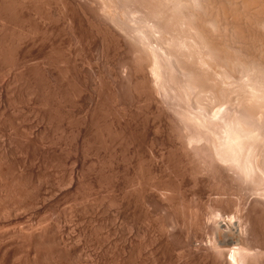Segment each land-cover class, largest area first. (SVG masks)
<instances>
[{
  "label": "rangeland",
  "instance_id": "obj_1",
  "mask_svg": "<svg viewBox=\"0 0 264 264\" xmlns=\"http://www.w3.org/2000/svg\"><path fill=\"white\" fill-rule=\"evenodd\" d=\"M4 1V2H3ZM8 1V2H7ZM14 1V2H12ZM19 1V2H18ZM34 1V2H33ZM37 1V2H36ZM39 1V2H38ZM133 2H135L134 0H132ZM145 2H148L147 5L141 3L140 5V2L139 0L136 1V5H138L137 3H139V7L142 6V7H145L147 8V6L150 7V1L149 0H143ZM11 2V3H10ZM43 2V3H42ZM45 2V3H44ZM84 2V3H83ZM131 2V0H129V3L131 4H135ZM11 4V8H10V4ZM14 3V4H13ZM17 3V5H16ZM20 3V0H6V3H5V0H0V174H1V179L3 180L2 183H4L3 185L6 187L9 186V187H12V189L15 191H17V188L18 189H23L28 192L29 189L31 190V187L35 184L33 183H37V180H41V185H39V180H38V186L43 189H45V192L43 191V193H46V194H42L44 196H46V198L48 199H45L44 196L43 198L46 200H48L46 203L45 201H41L43 202L42 203V206H40L39 204V207H34V209H32L33 207H31V209L29 208L28 211H29V214L31 215H28L26 214L25 212L28 213V211L26 210L25 212H23L20 216V213L18 214L19 216H16L17 218H15V216H13L12 219L11 217H7V218H4L2 216H0V244L2 243L3 245H5V242H6V245H11L12 248H9L11 249H15V247L17 248L16 252L15 250L14 251H10L11 253L9 254V256L6 255L5 257V263H4V260L3 258L1 257L0 255V263L1 264H28L29 262V259L27 257V253L29 252V249L27 248L28 246V239H30L28 236H25L26 234H30L31 232V235L32 236V233L34 229H36L37 226H41L45 225V227L47 226L49 229L52 225L53 227V223H55L56 225H54V228L57 229L58 231L60 230V228H62L59 232L61 233H65V235L63 234V239L66 238V240H70V243H72L71 245L74 247L76 245V249H74L69 243L68 241H66L73 249L74 251V255H75V262L76 264H159L160 261L162 263L160 264H168L169 261L170 263L169 264H203L201 263L199 260H196L194 258H190L188 257V253L186 255L183 254L185 257H183L182 252L184 253V245L186 246L188 240L190 241V239H188L190 237V235L188 236L187 238V242H184L182 240H186V238L184 237L186 234H185V231L189 234H194L192 231V233H190L188 230H189V226L190 224L188 225V221H187V217H188V213L186 210H188V207L187 205H190L191 202L192 204H194V201L196 202V200H198V202L200 201H204V204H207L206 202H208L209 198H210V203L214 204V201H215V204L216 202L223 206L222 208H225V210H227V208L229 210L227 211H234L236 208V205L235 203H238V201L240 202L241 200V205L245 206L244 209H246L245 211H247L249 214L251 213V216H253L252 218L253 219H260L262 220L260 223H258L259 225V228L256 227V230L258 229L257 231V234L255 235L256 237L253 238L254 239H258L259 241H263L264 240V200L262 201L260 198H258L260 200V202H256L258 201L257 198L255 197H251L250 196V193L249 192H245V190H243L242 188V185H240V182L239 181V177L240 175L237 173V170H240V166L238 167L237 165L239 161H236L233 162L234 164L236 163V165H234L232 163V160L234 159H228V158H225L227 157V154H229L230 157L233 156V158L236 156L235 153H236V149H232L233 151H235L233 153V151L231 150V148H225V149H228L229 151H227V154L225 157H222V156H219V154L217 155V151L215 149H212V148H215L213 145H211V142L208 141V140H204L202 139L200 144L199 143H196L197 144V147L195 146V142L194 143H191L192 145L194 146H191L190 144V149L195 151L194 154L193 152H190L193 154V157L195 159V163L193 165L192 164H189V165H192L193 167L195 166V168L193 169H203L202 172H197L196 170V175L197 176V173H201V178H197L194 179L198 181V183H196L197 181L194 180V182H192L193 184H197L195 186V190L194 187H193V184H191V182L188 180V179H191L190 178V175H192L193 173L195 174V171L193 169H190L185 167L184 170L188 173L190 172H193L191 174H187L185 176L186 178V182L189 181V182H185L184 181V176H183V180H181L182 178L180 177V167L181 166V161H183V156L182 153H184V151L182 149H180L181 147H179L180 145L178 144V142L180 143L181 141H177L179 140L178 137L179 135L182 134L183 130H180L181 127L182 129L183 128V125L182 123H184V117L182 118V115H181V112H179V109L182 107H180L182 104H180V106H178V104L181 102L179 97H178V102L177 101V97L175 98V90L173 92V94L171 95L170 92H172V90H169L166 88V92L168 90V96L166 95H163V97H159L157 96L156 99L159 100L160 104L163 103L164 105L162 106L161 104V108L158 107L160 106L159 104H157L156 102H158L155 98L154 100H148L150 97H151V92H149V87L148 86H145V87H148V89L146 88V91L148 90V92L150 93V97L147 98L146 96H144V94L142 93H145V89H143L142 91V88H143V85H139V90L137 92H141L140 93V97L143 98V99H140L138 96H139V93L136 92L135 88V92L137 93V97H136V93L133 92V88L136 86V82L134 81H138L141 80L142 78V81H144V77L142 75H140L139 77V72L141 74V69L139 70V65L138 68L134 66V63L136 62L137 63H141V64H144L146 60V56H144L145 54L139 50L138 53L141 54L139 56V54L137 53V51L135 49H139V46L136 44V46L138 48L133 47L134 44L133 42L130 40V38L127 36V34H125L126 32H123L125 31L124 29L122 30H119V31H122V32H113L112 33V30H111V26L109 27V22L108 24L106 23V14H103L105 12H102V10H99L100 7H99V3L96 1V0H21V6L19 5ZM65 3V4H64ZM89 3V4H88ZM5 4V5H4ZM26 4V5H25ZM47 4V5H46ZM55 4V5H54ZM73 4V5H72ZM82 4V5H81ZM98 4V5H97ZM8 5L7 7H4V6ZM75 5V6H74ZM136 5H133V6H136ZM144 5V6H143ZM19 6V7H18ZM26 8H25V7ZM35 6V7H34ZM59 6V7H58ZM33 9H32V8ZM38 7V8H37ZM64 7V8H63ZM85 9H83V8ZM91 7V8H90ZM149 7L147 9H149ZM4 8V9H3ZM8 8V9H6ZM10 8V9H9ZM15 8H16V11H15ZM18 8V10H17ZM25 8V9H24ZM28 8V9H27ZM31 8V9H30ZM36 8V9H35ZM81 8V9H80ZM88 8V9H87ZM141 8V7H140ZM145 8V10H147ZM21 9V10H20ZM27 9V10H26ZM79 9V10H78ZM82 9L84 11H82ZM144 9V8H143ZM5 10V12H4ZM8 10V11H7ZM12 12L13 10V14L10 12ZM20 10V11H19ZM30 10V11H29ZM33 10V11H31ZM64 10V11H62ZM67 10V11H66ZM87 10V11H86ZM93 10V11H92ZM97 10V11H96ZM2 11V12H1ZM7 11V12H6ZM19 11V12H18ZM23 11V12H22ZM37 11V12H35ZM54 11V12H53ZM93 13H92V12ZM101 11V12H100ZM33 12V13H32ZM40 12V13H38ZM43 12V13H42ZM64 12V13H63ZM73 12V13H72ZM80 12V13H79ZM85 12V13H83ZM10 13V14H9ZM35 13V14H34ZM53 13V14H52ZM63 13V14H62ZM91 13V14H90ZM2 14V15H1ZM24 14V15H23ZM50 14V16H49ZM69 14V16H68ZM83 15L82 17L85 16V18L87 17L86 15H90L89 18L87 17L85 20H82L83 18L81 17V15ZM101 14V15H100ZM33 15V16H32ZM41 15V16H40ZM55 17H54V16ZM80 15V17H79ZM94 15V17H93ZM104 15V16H103ZM106 15V16H105ZM111 14H109V17L107 20L110 21V16ZM15 16V17H14ZM30 16V18H29ZM35 16V17H34ZM48 16V17H47ZM113 16V15H112ZM8 17V18H7ZM18 17V18H16ZM57 17V18H56ZM71 19H70V18ZM98 17V18H96ZM11 18V19H9ZM47 18V20H46ZM51 18V20L49 19ZM53 18V19H52ZM80 18V19H79ZM175 18V17H174ZM58 19V20H57ZM99 19V20H98ZM105 21H104V20ZM3 20V21H2ZM18 20V21H16ZM23 20V21H22ZM31 22H30V21ZM57 20V21H56ZM75 20V21H74ZM77 20V21H76ZM81 20V21H80ZM88 20V21H87ZM91 20V21H90ZM6 21V22H5ZM41 21V22H40ZM48 21V22H47ZM73 21V23L71 22ZM87 21V22H85ZM90 21V22H89ZM176 21V20H175ZM174 21V22H175ZM22 22V23H21ZM25 22V23H24ZM44 22V23H43ZM52 22V23H51ZM76 22V23H75ZM89 22V23H88ZM173 22V20H172ZM3 23V24H2ZM35 23V24H34ZM40 23V24H39ZM70 23V24H69ZM176 23V22H175ZM172 24L171 26L173 27V25H175L177 27V23L176 24ZM39 24V25H38ZM48 24V25H47ZM50 24V25H49ZM52 24V25H51ZM55 24V25H54ZM72 24V25H71ZM83 24V25H82ZM95 24V25H94ZM100 24V25H99ZM106 24L108 26H106ZM3 25H6V26H3ZM37 25V26H36ZM44 27H43V26ZM65 25V26H64ZM68 25V26H67ZM75 25V26H74ZM92 25V26H91ZM105 25V26H104ZM3 26V27H2ZM16 26V27H15ZM54 26V27H53ZM70 26V27H69ZM72 26V28H71ZM82 26V27H81ZM103 26V28H102ZM37 27V28H36ZM61 27V28H60ZM97 27V28H96ZM108 29H106V28ZM122 27V26H121ZM171 27V29H172ZM174 27V30L175 28ZM188 27V26H187ZM6 32H5V30ZM7 28V29H6ZM36 28V29H35ZM47 30H46V29ZM53 28V29H52ZM56 28V29H55ZM69 30H68V29ZM86 28V29H85ZM105 28V29H104ZM109 28H110V31H109ZM112 28H115V27H112ZM9 29V30H8ZM13 29V30H12ZM22 31H21V30ZM67 29V30H66ZM73 29V30H72ZM98 29V30H97ZM117 28H115L113 31H115ZM188 29V28H187ZM261 29V32L264 30ZM260 29L257 31L256 29H254V31L258 32L255 33L253 30V35H252V40L248 37V47L246 49V51L250 54V58H253L256 57V56H259L260 57V54L261 56L263 57L264 59V53L261 52L263 49L260 48L263 41V44H264V33H261L260 32ZM8 30V31H7ZM28 30V31H27ZM35 30V31H34ZM42 30V32H40ZM49 30V31H48ZM51 30V31H50ZM106 31L105 33H102L103 31ZM173 30V29H172ZM2 31V32H1ZM10 31V32H9ZM21 31V32H20ZM30 31H33L30 33ZM45 31V32H44ZM56 31V32H55ZM59 31V32H57ZM61 31V32H60ZM72 31V32H71ZM75 31V32H74ZM98 31H99V34H98ZM102 31V32H101ZM190 31V30H189ZM189 31H186L187 34H189ZM16 32V34H15ZM38 32V34H37ZM55 34H54V33ZM69 32V33H68ZM71 32V33H70ZM91 32V33H90ZM109 32V33H108ZM185 32V31H184ZM261 35H260V33ZM264 32V31H263ZM3 33V34H2ZM20 33V34H19ZM45 33V34H44ZM52 33V34H51ZM60 33V34H58ZM68 35H67V34ZM94 33V34H93ZM115 33V34H114ZM122 33V34H121ZM191 33V32H190ZM254 33L256 35H259L258 37H263V38H258V37H254L256 35H254ZM7 34V35H6ZM9 34V35H8ZM15 36H14V35ZM24 34V35H22ZM30 34V35H29ZM40 34V35H39ZM82 34V35H81ZM105 34V35H103ZM109 34V35H108ZM110 34H118L116 36H119V34L123 35V36H119V42L120 45L123 44V47L122 46H119V49L117 47V45H119L118 41L114 43V40L112 38V36L114 35H110ZM127 36V39H126V42H132V43H124L123 40H125L126 36ZM3 35V37H2ZM8 37V38H6ZM17 35V36H16ZM45 35V36H44ZM71 35V36H70ZM103 35V37H102ZM249 35V36H250ZM263 35V36H262ZM11 36V38H9ZM19 36V37H18ZM25 36V37H24ZM27 36V37H26ZM51 36V37H50ZM61 36V37H60ZM66 36V37H65ZM76 36V37H75ZM109 36V37H108ZM125 36V37H124ZM56 37V38H55ZM82 37V38H81ZM255 40H254V38ZM13 38V39H12ZM28 38V39H27ZM54 38V40H53ZM78 38V39H77ZM103 38H104V41H103ZM112 38V39H111ZM116 38V37H115ZM122 38V39H121ZM129 38V39H128ZM257 38V39H256ZM6 40L3 41V40ZM11 39V40H10ZM17 39V40H16ZM26 39V40H25ZM106 39V41H105ZM250 39V40H249ZM262 39V40H261ZM15 40V41H14ZM24 40V41H23ZM97 40V41H96ZM117 40V39H115ZM130 40V41H129ZM260 40V41H258ZM43 41V42H42ZM78 41V42H77ZM102 42V44H100V42ZM256 41V42H255ZM258 41V42H257ZM4 42V43H3ZM9 42V43H7ZM14 42V43H13ZM52 42V43H51ZM60 42V43H59ZM76 42V43H75ZM95 42V43H94ZM108 42V43H107ZM123 42V43H122ZM14 45H13V44ZM25 43V44H24ZM34 43V44H33ZM47 43V44H46ZM58 43V44H57ZM239 43V42H238ZM254 43V44H253ZM5 44V45H4ZM39 44V45H38ZM96 44H99V45H96ZM103 44L106 46L104 48ZM124 44H126V47L124 46ZM250 44V45H249ZM253 44V45H252ZM257 44V45H256ZM20 45V46H19ZM38 45V46H37ZM102 45V47H101ZM108 45V46H107ZM114 45V46H113ZM116 45V46H115ZM131 45V46H130ZM15 46V47H14ZM17 46V47H16ZM19 46V47H18ZM23 46V47H22ZM33 46V47H32ZM37 46V47H36ZM54 46V47H53ZM72 46V47H71ZM96 46V47H95ZM98 46V47H97ZM128 46V48H127ZM130 46V47H129ZM253 46V48L251 47ZM258 46V47H257ZM53 47V48H52ZM249 47H251L252 49H250ZM20 48V50L18 49ZM29 48V49H28ZM32 48V49H31ZM84 48V49H83ZM96 48H99V49H96ZM102 48H104V50H101ZM115 48V49H114ZM122 48V50H121ZM125 48V49H124ZM129 48H132V49H129ZM259 49L258 51L254 50V49ZM27 49V50H26ZM118 49V50H117ZM260 49H262L260 51ZM8 50V52H7ZM13 50V51H12ZM50 50V51H49ZM77 50V51H76ZM120 50V51H119ZM131 50V51H130ZM251 50L253 52H251ZM18 51L20 52L19 54H21V63L17 62L15 63L16 61V55H18ZM53 51V52H52ZM63 51V52H62ZM70 51V52H69ZM91 51V52H90ZM105 51V52H104ZM110 51V52H109ZM115 51V52H113ZM122 51V52H121ZM133 51V52H132ZM2 52V53H1ZM12 52V53H11ZM17 52V53H16ZM40 52V53H39ZM103 52V53H102ZM125 52H127L125 54ZM129 52V53H128ZM258 52H261L259 55H258ZM5 53V54H4ZM60 53V55H59ZM79 53V54H78ZM99 53V54H98ZM122 53V54H121ZM137 53V54H136ZM16 54V55H15ZM62 54V55H61ZM135 54V55H133ZM8 55V56H7ZM15 57L14 59L11 58L12 56ZM58 55V56H57ZM72 55V56H71ZM76 55V56H75ZM108 55V56H107ZM133 55V56H132ZM137 55V56H136ZM253 55V56H251ZM23 56V57H22ZM49 56V58H48ZM53 56V57H52ZM66 56V57H65ZM107 56V57H106ZM139 56V57H138ZM9 57V58H8ZM55 57V58H54ZM92 57V58H91ZM109 57V58H108ZM131 57V58H130ZM138 57V58H136ZM259 57H256V58H259ZM45 58V59H44ZM52 58V59H51ZM59 58V59H57ZM68 58V59H66ZM82 58V59H81ZM135 59V61L132 59ZM145 60H143V59ZM2 59V61H1ZM5 59V60H3ZM47 59V60H46ZM55 59V60H54ZM139 62H137V60ZM140 59L141 61L143 62H140ZM11 60H14L11 61ZM65 60V61H64ZM126 60V62L124 61ZM133 63V66L135 68H137L139 70L138 73L137 70L135 69L136 72H134V70L131 69V67L133 68V66H131L132 64H129L130 61ZM190 60V58H189ZM188 60V63L189 65H191ZM36 61V62H35ZM43 61V62H42ZM50 61V62H49ZM53 61V62H51ZM88 61V62H87ZM97 61V62H96ZM192 61V64L193 63V60L191 59ZM3 62V63H2ZM29 62V63H28ZM48 62V63H47ZM60 62V63H59ZM62 62V63H61ZM68 62H71V63H68ZM85 62V63H84ZM105 62V63H104ZM120 62V63H119ZM122 62V63H121ZM124 62V63H123ZM12 63V64H10ZM78 63V64H77ZM82 63V64H81ZM96 63V64H95ZM119 63V64H118ZM14 64V66H13ZM16 64V66H15ZM18 64V65H17ZM48 64V65H47ZM59 64V65H58ZM63 64V65H62ZM78 65V66H77ZM98 65V66H97ZM116 65V66H115ZM128 65V67H127ZM131 66V67H130ZM11 67V68H10ZM17 67V68H16ZM36 67V68H35ZM67 67V68H66ZM73 67V68H72ZM119 67V68H118ZM125 67V68H124ZM127 67V68H126ZM191 66H189L190 68ZM193 67V65H192ZM191 67V68H192ZM29 68V69H28ZM36 70H35V69ZM62 68V69H61ZM84 68V69H82ZM122 68V69H121ZM129 68V70H128ZM190 68V69H191ZM7 69V70H6ZM14 69V70H13ZM18 69V70H17ZM20 69V70H19ZM48 69V70H47ZM59 69V70H58ZM67 69V70H66ZM113 69V70H112ZM118 69V70H117ZM127 69V70H126ZM193 69V68H192ZM239 69V67H238ZM237 67H236V72L238 71ZM27 70V71H26ZM71 70V71H70ZM91 70V71H90ZM100 70V71H99ZM111 70V71H110ZM116 72H115V71ZM121 72H120V71ZM125 70V71H123ZM195 70V69H193ZM205 70V72H204ZM203 70V73H205V75L208 73H206V70L207 69H204ZM11 71V72H10ZM14 71V72H13ZM18 71V72H17ZM20 71V72H19ZM44 71V72H43ZM53 71V72H52ZM69 71V72H68ZM113 71V72H112ZM117 71H119L120 73H118ZM37 72V73H36ZM43 72V74H42ZM77 72V73H76ZM81 72V73H80ZM112 72V73H111ZM127 72L129 74H127ZM202 72V70H201ZM239 72V71H238ZM10 73V74H9ZM19 75H17V74ZM41 73V74H40ZM52 73V74H51ZM59 73V74H58ZM61 73V74H60ZM123 73V74H122ZM132 73V74H131ZM136 73V77H139L138 79L134 76ZM46 74V75H45ZM117 74V75H116ZM120 74H122L120 76ZM138 74V75H137ZM143 74V73H142ZM50 75V76H49ZM65 75V76H64ZM74 75V76H73ZM144 75V74H143ZM203 74V78L205 77L206 79L208 78L207 75L205 76ZM9 76V77H8ZM20 76V77H19ZM24 76V77H23ZM47 76V77H45ZM113 76V77H111ZM126 76V78H124ZM135 78H133V77ZM209 76V75H208ZM43 77V79H42ZM52 77V78H51ZM91 77V78H90ZM116 77V78H114ZM124 79H122V78ZM131 77V78H129ZM210 77V76H209ZM35 78V79H34ZM46 81H45V79ZM48 78V79H47ZM55 78V79H54ZM79 80H78V79ZM94 78L96 80H94ZM111 78V79H110ZM118 78V79H117ZM129 78V79H128ZM201 79H203L202 77H200ZM204 78V81L206 83H209V79L208 82L207 80ZM52 81H50V80ZM55 81H54V80ZM61 79V80H60ZM70 79V80H69ZM99 79V80H98ZM110 79V80H109ZM122 79V80H121ZM129 80L127 82V80ZM131 79V80H130ZM134 79V80H133ZM34 80V81H32ZM49 80V82H48ZM59 80V82H58ZM77 83H80V84H77ZM86 82H85V81ZM101 80V81H100ZM113 80V82H112ZM5 81V82H4ZM21 81V82H19ZM29 81V82H28ZM31 81V82H30ZM40 81V82H39ZM69 81V82H68ZM99 81V82H98ZM103 81V82H102ZM108 81V82H107ZM124 81V82H123ZM15 82V83H14ZM24 82V84H23ZM28 82V83H27ZM40 84H39V83ZM51 82L52 85H54L52 87L51 84H49ZM57 82V83H55ZM75 84H74V83ZM140 82V83H141ZM26 83V85H25ZM55 83V84H54ZM93 83V84H92ZM112 83V85H111ZM121 83V84H120ZM130 83H134V87L133 85ZM139 81L137 82V84H140ZM144 85H145V82H143ZM147 83V81H146ZM31 86H30V85ZM33 84V85H32ZM39 84V85H38ZM59 84V85H58ZM68 84V85H67ZM69 84H71L69 86ZM99 84V85H98ZM104 84V85H103ZM119 84V85H118ZM123 84V85H122ZM128 84V85H126ZM142 84V83H141ZM43 87H42V86ZM48 85V86H47ZM51 85V86H50ZM74 85H77L74 87ZM87 85V86H86ZM94 85V86H93ZM126 85V87H125ZM130 85V86H129ZM147 85V84H146ZM11 86V87H10ZM59 86V90H55L56 87ZM63 89H62V87ZM105 89H104V87ZM115 86V87H114ZM132 86V88H131ZM142 86V88H141ZM168 88L169 85H167ZM5 87V88H4ZM42 87V88H41ZM78 87V88H76ZM80 87V89H79ZM100 89L98 90L97 89ZM112 87V89L110 88ZM120 87V88H119ZM124 87V89H122ZM129 87V89H128ZM138 87V86H136ZM19 88V89H18ZM31 90H30V89ZM46 88V89H44ZM51 88V89H50ZM65 88V89H64ZM83 88V89H82ZM104 91H103V89ZM10 91H8V90ZM14 89V90H12ZM37 89V90H36ZM96 89V90H95ZM128 89V90H127ZM171 89V88H170ZM27 90V91H25ZM68 92H64V91ZM69 90V91H68ZM75 90V91H74ZM76 90H78V95H77V92ZM81 90V91H80ZM101 90L103 92H101ZM117 90V91H116ZM118 90L120 92H118ZM124 90V91H123ZM25 91V92H24ZM33 91V92H32ZM53 91V92H52ZM58 93L56 94L55 93ZM63 94V95H61ZM62 91V92H61ZM118 96H117V94ZM126 91V92H125ZM5 92V94H4ZM10 92V93H9ZM32 92V93H31ZM50 92V93H48ZM98 94H97V93ZM133 92V93H131ZM147 92V93H148ZM238 92V91H237ZM236 92V97H238L239 95L242 97L243 95L242 94H238ZM7 93V94H6ZM22 93V94H21ZM24 93V94H23ZM42 93V94H41ZM65 93V95H64ZM84 93V94H82ZM90 93V94H89ZM101 96H100V94ZM110 93V94H109ZM113 93V94H112ZM116 95H115V94ZM128 93V94H127ZM148 93V94H149ZM28 94V96H27ZM36 94V95H35ZM41 94V95H40ZM60 94V95H58ZM82 94V96H80ZM89 94V95H88ZM122 94V95H120ZM124 94H127L128 96L124 95ZM131 96L134 95V96ZM177 94V93H176ZM238 94V95H237ZM35 95V96H34ZM39 97H38V96ZM53 95V96H52ZM55 95H58V96H55ZM67 95V96H66ZM71 95V96H70ZM93 95V96H92ZM109 95H110V98H109ZM111 95H114L116 96V100L113 99V96ZM142 95V96H141ZM147 95V94H145ZM171 95V96H170ZM174 95V96H173ZM4 96V97H3ZM15 96V97H14ZM31 96V97H30ZM54 96H55V99H54ZM61 98H60V97ZM63 96V97H62ZM97 96L99 98H97ZM108 96V97H107ZM121 96V97H120ZM126 96V97H125ZM172 96L176 99H174L175 101H173V99L170 101L169 99L172 98ZM177 96V95H176ZM239 96V97H240ZM48 97V98H47ZM58 97L60 98L59 100H56L58 99ZM71 97V98H70ZM81 97V98H80ZM90 97V98H89ZM112 97V98H111ZM118 97V99H117ZM129 97V98H128ZM145 97L147 99H145ZM152 97H154L152 95ZM168 99H167V98ZM238 98V99H241ZM245 97V96H243ZM16 100H15V99ZM30 98V99H29ZM80 98V99H78ZM94 98V99H93ZM106 100H105V99ZM126 100H124V99ZM163 98H166L163 100ZM248 99V97L246 96L245 98H242V99ZM21 99V100H20ZM40 99V100H39ZM49 101H47V100ZM52 99V100H51ZM66 101L64 103L63 100ZM67 99V100H66ZM112 99V101L110 100ZM122 99V100H120ZM137 99V100H136ZM139 99V100H138ZM151 99V98H150ZM153 99V98H152ZM237 99V100H238ZM246 99V100H247ZM32 100V101H31ZM87 100V101H86ZM98 102V106L97 108H95V106H92L94 105V101ZM99 100V101H98ZM156 100V102H155ZM7 101V102H6ZM20 101V102H19ZM49 103H47V102ZM52 101V102H51ZM62 101V102H60ZM105 101H108V102H105ZM120 101V102H119ZM137 103H136V102ZM139 101V102H138ZM149 101V102H148ZM155 105V108L156 106L158 108H154L153 104ZM167 101V102H166ZM168 101H170L168 103ZM180 101V102H179ZM243 101V102H242ZM27 102V103H26ZM45 102V103H44ZM59 104H58V103ZM84 102V103H83ZM88 102V103H87ZM135 102V103H134ZM172 102L176 105V107H178L176 109L175 106H173ZM176 102V103H175ZM236 102V101H235ZM238 102V101H237ZM249 102V100H248ZM248 102H246L245 100H241L239 101L237 104L238 106L240 104H244L247 106L249 105V108L252 106L251 111H254V107L256 108V106H253L252 104H254L253 102L248 104ZM10 103V104H9ZM40 103L42 106H40ZM61 103L62 105L64 106H61ZM79 103V104H78ZM102 103V104H101ZM125 103V104H124ZM134 103V104H133ZM143 103V104H142ZM31 104V105H30ZM35 104V105H34ZM47 104V105H46ZM50 104V105H49ZM87 104V105H86ZM100 104V105H99ZM112 104V105H111ZM121 104V105H120ZM132 106H130V105ZM148 104H150V108L148 106ZM152 104V106H151ZM166 104V106H165ZM170 104V105H169ZM237 104L235 103V105L237 106ZM6 105V106H5ZM9 105V106H8ZM30 105V106H29ZM46 105V107H45ZM49 105V106H48ZM77 105V106H75ZM79 105V106H78ZM81 105V106H80ZM114 105V106H113ZM116 105V106H115ZM128 107H127V106ZM143 105V106H142ZM169 105V106H167ZM4 106V107H3ZM44 106V107H43ZM103 106V107H102ZM112 106V107H111ZM135 106H139V107H135ZM145 106V107H144ZM166 107V110L163 109L162 107ZM173 106V107H172ZM243 105H240L239 108H241ZM247 106H245V108H247ZM30 107V108H29ZM36 107V108H35ZM53 107V108H52ZM70 107V108H69ZM94 107V108H93ZM143 107V108H141ZM153 107V108H152ZM164 107V108H165ZM168 107V108H167ZM11 108V109H10ZM45 108V109H44ZM64 110H63V109ZM80 108V109H78ZM83 108V109H82ZM112 108V109H110ZM123 110H122V109ZM147 108V109H146ZM160 108V109H159ZM247 108V109H249ZM18 109H21V110H18ZM39 109V110H38ZM42 109V110H41ZM61 109V110H60ZM94 109V110H93ZM97 109V110H96ZM107 109V111H106ZM132 109V111H131ZM136 109V111H135ZM144 109V110H143ZM146 109V111H145ZM149 109V110H148ZM159 109V110H158ZM170 109V110H169ZM171 109H175L174 111L171 110ZM6 110V111H4ZM41 110V111H40ZM53 110V111H52ZM58 110V111H57ZM89 110V111H88ZM140 110V111H139ZM155 110L156 111H159L157 113H155ZM161 110V111H160ZM164 112L168 111L170 113H164L167 115V117L165 116L163 118V116H161L160 118V114L162 115V113L160 112ZM178 110V111H177ZM15 111V112H14ZM20 111V112H19ZM28 111V113H27ZM35 111V112H34ZM47 111V112H46ZM69 111V112H68ZM80 111V112H79ZM92 111V112H91ZM97 111V112H96ZM115 111V112H114ZM138 111V112H137ZM181 111V110H180ZM4 112V113H3ZM45 112V113H44ZM59 112V113H58ZM63 112V113H62ZM66 112V113H65ZM72 112V113H71ZM110 114H109V113ZM117 112V114H116ZM136 112V113H135ZM143 112V113H142ZM179 112V113H177ZM53 113H54V116H53ZM114 113V114H113ZM120 113V114H119ZM133 113V114H132ZM157 115H155V114ZM158 113H160L158 115ZM177 113V114H176ZM12 114V115H11ZM35 114V115H34ZM44 114V116H43ZM48 114V115H47ZM99 114V115H98ZM132 114V115H131ZM173 114L175 119L172 118ZM3 115V116H1ZM17 115V117H16ZM31 117H30V116ZM66 119H65V117ZM68 115V116H66ZM71 115V116H70ZM73 115V116H72ZM75 115V116H74ZM82 115V117H81ZM105 115L107 117H105ZM120 115V119H118V116ZM134 115V116H133ZM142 116V117H139V116ZM146 115V117H145ZM152 117H148L147 116H151ZM171 115V117H170ZM176 115V116H175ZM177 115H180L177 116ZM13 116V117H12ZM20 118H19V117ZM38 116V117H37ZM46 116V117H45ZM50 116V117H49ZM94 116V117H93ZM104 116V117H103ZM132 116V117H131ZM138 116L137 120H136V117ZM157 116V117H156ZM2 117V118H1ZM36 117V118H35ZM42 117V118H41ZM57 117V118H56ZM70 117V118H69ZM110 117V118H109ZM131 117V118H130ZM135 117V119L133 118ZM8 118V119H7ZM12 118V119H11ZM52 118V119H51ZM65 120H64V119ZM87 118V120L85 119ZM99 118V119H98ZM109 120H108V119ZM116 118V119H115ZM128 118V119H127ZM160 118V119H159ZM169 118V119H168ZM177 118V119H176ZM182 119L180 121V119ZM7 119V120H5ZM31 119V120H30ZM40 119V120H39ZM49 119V120H48ZM62 119V120H61ZM75 119V120H74ZM80 119V120H79ZM83 119V120H82ZM95 119V120H94ZM151 119V120H150ZM153 119V121H152ZM15 120V121H14ZM30 120V121H29ZM63 120L65 122H63ZM72 120V121H71ZM79 120V121H78ZM86 120V121H85ZM97 120V121H96ZM130 120V121H127ZM132 120V121H131ZM139 120V121H138ZM141 120V122H140ZM144 120V121H143ZM164 120V121H163ZM167 120V121H166ZM178 120V121H177ZM23 121V122H22ZM25 121V122H24ZM39 121V122H38ZM60 121V122H59ZM76 121V122H74ZM155 121V122H154ZM160 121V123H159ZM163 121V122H162ZM174 121V122H173ZM54 122V123H52ZM56 122V123H55ZM79 122V123H77ZM83 122V124H82ZM93 122V123H92ZM97 124H96V123ZM112 122V123H111ZM137 122V123H136ZM167 122V123H165ZM19 123V124H18ZM50 125H49V124ZM58 123V124H57ZM61 123V124H60ZM64 123V124H63ZM102 123V124H101ZM119 123V124H118ZM131 123V124H130ZM154 123V124H153ZM9 124V125H8ZM70 124V125H69ZM72 124V125H71ZM80 124V125H79ZM82 124V125H81ZM86 124V125H85ZM108 126H107V125ZM113 126H112V125ZM137 124H138V127H137ZM142 124V125H141ZM149 127H146L147 125ZM157 124V125H156ZM161 124V125H160ZM181 127H179L180 125ZM7 125V126H5ZM19 125V126H18ZM61 125V126H60ZM67 125V126H66ZM88 125V126H87ZM94 127H93V126ZM107 126V128L105 126ZM132 125V126H131ZM136 125V126H135ZM173 125V126H171ZM14 126V127H13ZM31 126V127H29ZM53 126V127H51ZM79 126V127H78ZM96 126V127H95ZM100 126V127H99ZM112 126V127H111ZM117 126V127H116ZM120 126V127H119ZM124 126V127H123ZM140 126V127H139ZM157 126V127H156ZM163 128H162V127ZM168 126V127H166ZM178 126V127H177ZM17 127V128H16ZM23 127V128H22ZM43 127H45L43 129ZM59 127V129H57ZM64 127V128H63ZM88 127V128H87ZM93 127V128H92ZM99 127V129H98ZM151 127V128H150ZM19 128V129H18ZM61 128V129H60ZM66 128V129H65ZM110 128V129H108ZM136 128V129H135ZM156 128V129H155ZM159 128V129H158ZM180 128V129H179ZM24 129V130H23ZM43 129V130H42ZM51 129V131H50ZM54 129V130H52ZM89 129V131H88ZM93 129V130H92ZM107 129V130H105ZM115 130V131H112V130ZM121 129V130H120ZM123 129V130H122ZM127 129V130H126ZM138 129V130H137ZM154 129V130H153ZM162 129V130H161ZM174 129V131H173ZM22 130V131H21ZM28 130V131H27ZM32 130V131H31ZM42 130V131H40ZM46 130V131H45ZM62 130V132H61ZM73 130V131H72ZM75 130V132H74ZM100 130V131H99ZM119 130V131H118ZM164 130V131H163ZM171 130V131H170ZM50 131V132H49ZM65 131V132H64ZM68 131V132H67ZM70 131V132H69ZM80 131V132H79ZM103 131V132H102ZM126 131V132H125ZM136 133H135V132ZM181 131V132H180ZM17 132V134H16ZM19 132V133H18ZM23 132V133H22ZM40 132V133H39ZM59 132V133H58ZM95 132V134H94ZM98 132V133H97ZM115 132V135L114 134ZM120 132V133H118ZM143 132V133H142ZM160 132V133H159ZM170 132V133H169ZM176 134H175V133ZM3 133V134H2ZM5 133V134H4ZM33 133V134H32ZM49 133V134H48ZM52 133V134H51ZM55 133V134H54ZM76 133V134H75ZM101 133V134H100ZM111 133V134H109ZM122 133H123V136H122ZM127 133V134H126ZM138 133V134H137ZM165 133V134H164ZM172 133V135H171ZM180 133V134H179ZM8 134V135H7ZM16 134V135H15ZM23 134V135H22ZM36 134V135H35ZM42 134V135H41ZM69 134V136H68ZM74 134V135H73ZM121 134V135H119ZM150 134V135H148ZM162 134V135H161ZM169 134V135H168ZM38 135V136H37ZM61 135V136H60ZM64 135V136H63ZM66 135V136H65ZM77 135V136H76ZM110 135V136H109ZM112 135V137H111ZM131 135V136H130ZM133 135V137H132ZM144 135V136H143ZM157 135V136H156ZM159 135V136H158ZM177 135V136H176ZM30 136V137H29ZM59 136V137H58ZM76 136V137H74ZM90 136V137H88ZM100 136V137H99ZM101 136H103L102 139ZM122 136V137H121ZM125 136V138H124ZM142 136V137H141ZM146 136V137H145ZM164 136V138H163ZM171 136V137H170ZM27 137V139H26ZM37 139H36V138ZM57 137V138H56ZM63 137V138H62ZM66 137V138H65ZM72 137V138H70ZM86 137V138H85ZM98 137V138H97ZM105 137V138H104ZM107 137V138H106ZM131 137V138H129ZM136 137V138H135ZM153 137V138H152ZM162 137V138H161ZM168 137V138H166ZM176 137V138H175ZM12 138V139H11ZM96 141H94L95 139ZM119 138V139H118ZM129 138V139H128ZM134 138V139H133ZM7 139V140H6ZM17 139V140H16ZM24 139V140H23ZM55 139V140H54ZM58 139V140H57ZM69 139V140H68ZM73 139H75L73 141ZM87 139V140H86ZM93 139V140H92ZM110 139V140H109ZM118 139V140H117ZM124 141H122V140ZM136 139V140H135ZM153 139V140H152ZM160 139V140H159ZM172 139V140H171ZM175 139V140H174ZM72 140V141H71ZM83 140V141H82ZM103 140V142H102ZM107 140V141H106ZM117 142H116V141ZM127 140V142H126ZM139 140V141H138ZM169 140V141H168ZM56 141V142H55ZM94 141V142H93ZM107 143H106V142ZM111 141V142H110ZM119 141V142H118ZM134 141V142H133ZM158 141V142H157ZM162 141V142H160ZM172 141V142H171ZM17 142V143H16ZM65 142H66V145H65ZM71 142V143H69ZM90 142V143H89ZM100 142V143H99ZM102 142V143H101ZM116 142V144H115ZM123 142V143H122ZM129 142V143H128ZM131 142V143H130ZM137 142V143H136ZM209 142V143H208ZM5 143V144H4ZM20 143V144H19ZM31 143V144H30ZM79 143V144H78ZM82 143V144H81ZM89 143V144H88ZM96 143V145L94 144ZM113 143V144H112ZM129 145V147L127 146V144ZM134 143V145H133ZM148 143V144H147ZM209 144L206 145L205 144ZM3 144V145H2ZM28 144V145H27ZM100 144V145H99ZM105 148H103V146ZM153 144V145H152ZM160 144V146H159ZM170 144V145H168ZM177 147H176V145ZM11 145V146H10ZM32 145V146H31ZM38 145V146H37ZM68 145V146H67ZM91 145V146H90ZM93 145V147H92ZM109 145V146H108ZM126 145V146H125ZM133 145V146H132ZM205 145V147H204ZM70 146V147H69ZM165 146V147H163ZM169 146V147H168ZM170 146H172V149L170 148ZM212 146V147H211ZM34 147V148H33ZM57 147V148H56ZM96 147V148H95ZM99 147V148H98ZM125 147V149L123 148ZM133 147V148H132ZM146 147V148H145ZM158 147V148H157ZM195 147V148H193ZM203 147V148H202ZM28 148V149H27ZM45 148V149H44ZM55 148V150H54ZM63 148V149H62ZM74 148V149H73ZM116 148V149H115ZM135 148V149H134ZM137 148V149H136ZM177 150H176V149ZM200 148V149H199ZM209 148V149H208ZM9 149V150H8ZM93 149V150H91ZM102 149V150H101ZM122 149V150H121ZM128 149V150H127ZM156 149V150H155ZM174 149V150H173ZM212 149V150H210ZM11 150V151H10ZM14 150V151H13ZM47 150V151H46ZM125 150V151H124ZM147 150V151H146ZM173 150V151H172ZM181 150V151H180ZM197 150V151H196ZM201 150V152H199ZM212 152L213 153V157L211 156V153L209 152ZM215 150V151H214ZM10 151V152H9ZM32 151V152H31ZM36 151V152H35ZM38 151V152H37ZM54 151V152H52ZM73 151V152H72ZM78 153H77V152ZM99 151V152H98ZM109 151V152H107ZM117 151V152H116ZM121 151V153H120ZM128 151V152H127ZM137 151V152H136ZM149 151V152H148ZM207 151V152H206ZM231 151V153H229ZM13 152V153H12ZM35 152V153H34ZM75 152V153H74ZM89 152V153H87ZM103 152V153H102ZM106 152V153H105ZM115 152V153H113ZM125 154H123V153ZM143 152V153H142ZM155 152V153H154ZM168 152V153H167ZM170 152V153H169ZM173 152V154H171ZM179 152V153H178ZM182 152V153H181ZM239 151H237L238 153ZM7 153V154H6ZM9 153V154H8ZM53 153V154H52ZM61 155H60V154ZM134 153V154H133ZM146 153V154H145ZM165 156H163V154ZM202 153V154H201ZM240 153V152H239ZM238 153V154H239ZM25 154V155H24ZM35 154V155H33ZM47 154V155H46ZM75 154V155H74ZM77 154V155H76ZM87 154V155H86ZM89 154V155H88ZM94 154V155H93ZM104 154V155H103ZM127 154V156H126ZM143 154V156H142ZM153 154V155H152ZM167 154L171 155L173 158L175 157L176 160H174L175 162L180 159V163L177 162V166L173 167L172 164L174 161H172L170 163L171 167H168L166 166L164 169H169V171L167 172L166 170H162L163 173L159 170L158 171V167H157V170L155 169L156 167H152V166H155L156 165H160L161 164V160H162V156L163 158L166 157L167 158ZM176 156H175V155ZM179 154V155H178ZM199 154H201V158L199 156ZM215 154V155H214ZM237 154V155H238ZM42 155V157H41ZM54 155V156H53ZM57 155V156H56ZM96 155V156H95ZM117 155V156H116ZM130 155V156H128ZM182 155V156H180ZM195 155V156H194ZM210 155V156H209ZM232 155V156H231ZM235 155V156H234ZM9 156V157H8ZM24 156V157H23ZM46 156V157H45ZM111 156V157H110ZM135 156V157H133ZM138 156V157H137ZM199 156V158L197 157ZM206 156V157H205ZM238 156H241V153L238 155ZM237 156V157H238ZM16 157V158H15ZM41 157V158H40ZM49 157V158H48ZM58 157V158H57ZM80 157V158H79ZM90 157V158H89ZM122 157V158H121ZM150 157V158H149ZM196 157V158H195ZM204 157V158H203ZM209 157V159H208ZM214 157H216L215 162H212V160L214 159ZM220 159H218V158ZM229 157V158H230ZM39 158V159H37ZM94 158V159H93ZM99 158V159H98ZM149 158V159H148ZM152 158V159H151ZM154 158V160H153ZM170 158V156H169ZM174 158V159H175ZM236 158V157H235ZM241 158V157H240ZM13 159V160H12ZM15 159V161H14ZM18 159V160H17ZM24 159V160H22ZM29 159V160H28ZM45 159V160H44ZM109 159V160H108ZM123 159H126V161L128 163H126V161H124ZM128 159V160H127ZM159 159V160H158ZM202 159L203 162H202ZM212 159V160H211ZM222 159H226L225 161H228L230 162L231 164H229L228 162H225L224 160L222 161ZM236 159H239V158H236ZM10 160V161H9ZM43 160V161H42ZM132 160V161H131ZM143 160V161H142ZM145 160H147L145 162ZM153 160V161H152ZM172 160V158H171ZM219 160V161H218ZM17 161V162H16ZM22 163H21V162ZM26 161V163H25ZM48 161V162H47ZM52 161V162H51ZM64 161V162H63ZM95 161H96V166L95 165ZM108 161V162H107ZM111 161V162H110ZM124 161V162H122ZM130 161V162H129ZM160 163H158V162ZM208 165H207V163ZM209 161V162H208ZM12 162V163H11ZM20 162V163H19ZM24 162V163H23ZM44 162V163H43ZM56 162V163H55ZM83 162V163H82ZM93 162V163H92ZM102 162V163H101ZM143 162V164H142ZM145 162V163H144ZM151 162V163H150ZM174 162V163H175ZM211 162V164H210ZM219 162L221 163L219 165ZM224 162V163H223ZM4 163V165H3ZM29 163V164H28ZM46 163V164H45ZM77 163V164H76ZM86 163V164H85ZM89 163V164H88ZM91 163H92V166H91ZM101 165H100V164ZM106 163V164H105ZM153 163V164H152ZM158 163V164H157ZM201 163V165H200ZM214 163V164H212ZM17 164V165H16ZM19 164V165H18ZM26 164V165H24ZM34 164V165H33ZM44 164V165H43ZM56 164V166H55ZM58 164V165H57ZM75 164V165H74ZM111 164V165H110ZM139 164V165H138ZM142 164V165H141ZM152 164V166H151ZM180 164V165H179ZM198 164V165H197ZM223 164V165H222ZM227 164V165H226ZM10 165V166H9ZM30 165V166H29ZM61 165V166H60ZM71 165V166H70ZM89 165V166H88ZM95 168H94V166ZM108 165V166H107ZM113 165V166H112ZM124 165V166H123ZM218 165V167H217ZM229 165V166H228ZM234 165V166H233ZM15 166V167H14ZM24 166V167H23ZM36 166V168L34 167ZM58 166L60 168H58ZM75 166V167H74ZM106 166V167H105ZM110 166V167H109ZM126 166V167H125ZM140 166V167H139ZM147 166V167H145ZM150 166V168H148ZM196 166H199L196 167ZM203 166V167H202ZM206 166V167H205ZM208 166V167H207ZM221 166V168H219ZM225 166V168H224ZM228 166V167H226ZM231 166V167H230ZM233 166V169L234 171H236V176H237V180L235 179V172H233V169L230 170ZM40 167V168H39ZM53 167V168H52ZM89 167V168H88ZM103 167V168H102ZM128 167V168H127ZM173 167V169H172ZM179 167V168H177ZM230 167V168H229ZM237 168V170H235V168ZM15 168V169H14ZM20 168V169H19ZM38 168V169H37ZM47 168V169H46ZM58 168V169H57ZM67 168V169H66ZM82 168V169H81ZM100 168V169H99ZM102 168V169H101ZM108 168V169H107ZM177 168V169H176ZM187 168V169H186ZM216 168V169H215ZM22 169V170H21ZM33 169V170H32ZM35 169V170H34ZM37 169V170H36ZM46 169V170H45ZM51 169V170H50ZM74 169V170H73ZM90 169V170H89ZM100 171H99V170ZM107 169V170H106ZM111 169V170H110ZM116 169V170H115ZM122 169V170H121ZM143 169V171H142ZM145 169V170H144ZM151 169V171H150ZM172 169V170H171ZM207 169V170H206ZM209 169V170H208ZM218 169V173H217V170ZM223 169H227L226 171H223ZM12 170V171H11ZM17 170V171H16ZM55 170V171H54ZM85 170V171H84ZM89 170V171H88ZM97 170V171H96ZM125 170L128 172L126 173ZM149 170V171H148ZM171 170V171H170ZM175 172H174V171ZM179 170V171H178ZM183 168H182V171H184ZM215 170V171H213ZM221 170V171H220ZM229 170V171H228ZM3 171V173H2ZM22 171V172H20ZM33 171V172H32ZM35 171V172H34ZM38 171V172H37ZM42 171V172H41ZM75 171V172H73ZM99 171V172H98ZM145 171V172H144ZM165 171V172H164ZM178 171V173H176ZM201 171V170H200ZM206 171V172H205ZM211 173H210V172ZM20 172V173H18ZM28 172V173H27ZM36 172H37V175H36ZM63 172V173H62ZM69 172V173H67ZM101 172V173H100ZM108 172V173H107ZM115 172V173H114ZM157 172V173H156ZM174 172V173H173ZM205 172V175H202V173ZM216 172V173H215ZM231 174L229 175L228 174ZM5 173V174H4ZM14 173V174H13ZM23 173V174H22ZM71 173V174H70ZM82 173V174H81ZM97 173V174H96ZM113 173V174H112ZM153 173L151 176L150 174ZM169 173V174H167ZM180 173V174H179ZM182 173H185V172H182ZM207 173L209 175H207ZM213 173V174H212ZM215 173V174H214ZM4 174V175H3ZM29 174V175H28ZM33 174V175H32ZM55 174V175H54ZM110 174V175H109ZM161 174L162 177H161ZM176 174V175H174ZM179 174V176H178ZM204 174V173H203ZM211 174V175H210ZM233 174V175H232ZM20 175V176H19ZM32 175V176H31ZM42 175V176H41ZM45 175V176H44ZM66 175V176H64ZM76 175V176H75ZM94 175V176H93ZM127 175V176H125ZM139 175V177H138ZM145 175V176H144ZM160 175V176H159ZM169 175V176H167ZM225 175V176H224ZM232 176V178L228 177L227 176ZM27 176V177H26ZM32 179H31V177ZM68 176V177H67ZM78 176V177H77ZM108 176V177H107ZM118 176V177H117ZM143 176V177H142ZM149 176V177H148ZM155 176V177H154ZM182 176V174H181ZM194 176V175H193ZM206 176V177H205ZM210 178V181L208 182V177ZM213 176V177H212ZM3 177V178H2ZM22 177V178H21ZM66 177V178H65ZM76 177V179H75ZM90 177V178H89ZM105 177V178H104ZM123 177V178H122ZM127 177V178H126ZM133 177V178H132ZM136 177V178H135ZM152 179H151V178ZM179 177V178H178ZM197 177H200L197 176ZM205 177L207 179L206 181V186L203 185L205 182ZM224 177V178H223ZM27 178V179H26ZM30 178V179H29ZM48 178V179H47ZM51 178V179H50ZM53 178V179H52ZM101 178V179H100ZM118 178V179H117ZM129 178V179H128ZM141 178V179H140ZM145 178V179H144ZM163 179L165 182L167 181L168 184L170 183V186L172 187L173 185H171V181H172V184H174L175 186V183H177V181L181 180V183L179 184H176L177 186H175L174 189L175 190V194L178 193V195L175 197L174 195H171V196H167L165 198L167 199H164L161 197V195H158L160 194L159 192H157V190H155L156 188L154 187L155 185H153L152 183L156 184L157 183H161V182H157L161 179ZM171 178H173L171 180ZM7 179V180H6ZM13 179V180H12ZM15 179V180H14ZM26 181H25V180ZM35 179V180H34ZM109 179V180H108ZM142 180V182H135V181H138V180ZM148 179V180H147ZM156 179L157 183L155 182ZM179 179V180H178ZM199 179H202L203 182H199ZM204 179V180H203ZM231 179V180H230ZM10 182H9V181ZM12 180V181H11ZM68 180V181H67ZM75 180H78V181H75ZM83 180V181H82ZM99 180V181H98ZM133 180V181H132ZM135 180V181H134ZM173 180L175 181V183L173 182ZM193 180V179H191ZM217 180V181H216ZM240 180H241V177H240ZM7 181V182H6ZM23 181V182H22ZM29 181V182H28ZM42 181H43V184H44V187L42 186ZM129 181V182H128ZM154 181V182H153ZM164 181L162 183H164ZM170 181V182H169ZM18 182V183H16ZM26 182V183H24ZM31 182V183H30ZM104 182V184L102 185V183ZM132 182V183H131ZM144 182V184H143ZM166 182V183H167ZM182 182L184 183L183 184V188L181 189V191H185L184 193L183 192H180L178 191L177 192V189L179 187L180 184H182ZM221 184H219V183ZM224 182V183H223ZM226 182V183H225ZM239 182V183H238ZM11 183V184H10ZM108 183V184H106ZM115 183V184H114ZM137 183L139 185H137ZM186 183V184H185ZM203 183V184H201ZM238 183V184H237ZM27 184V185H26ZM46 184V185H45ZM50 184V185H49ZM52 184V185H51ZM57 184V185H56ZM77 184V185H76ZM87 184V185H86ZM100 184V185H99ZM114 184V185H113ZM124 184V185H123ZM189 184V185H188ZM209 184V185H208ZM60 185V186H59ZM69 185V186H68ZM102 185V186H101ZM105 185V186H104ZM128 185V186H126ZM200 185V187H199ZM203 185V186H202ZM217 185V186H216ZM234 187H233V186ZM240 185V186H239ZM14 186V187H13ZM30 188H29V187ZM38 186H36L37 188L35 187H32L33 189L30 191L32 193H30L31 195L34 193V190L38 189ZM43 188H42V187ZM83 186V187H82ZM126 186V187H125ZM140 186L141 187V191H140V187L139 188H136ZM190 186V187H189ZM203 188H202V187ZM16 187V188H15ZM56 187V188H55ZM94 187V188H92ZM100 187V188H99ZM122 187V188H121ZM144 190L147 189L145 192H147L148 194H150L151 196L155 197L154 195H156V198H152V202L149 201L151 204H149V202L147 203L144 198H143V188ZM147 187V188H146ZM150 187V188H149ZM177 187V188H176ZM185 187V188H184ZM193 189H192V188ZM199 187V188H197ZM209 187V189L211 190H207L206 188ZM216 187V188H215ZM227 187V188H226ZM229 187V188H228ZM238 189H236V188ZM242 187V188H241ZM35 188V189H34ZM62 188V189H61ZM65 188V189H64ZM86 188V189H85ZM103 188V190H102ZM106 188V189H105ZM127 188V189H126ZM188 188V189H187ZM204 189L203 193H199L197 192L196 190L199 189L198 191H202V189ZM232 188V189H231ZM240 188L242 190H240ZM48 191H47V190ZM124 189V190H123ZM186 189V190H184ZM56 190V191H55ZM76 190V191H75ZM97 190H102V191H97ZM154 190V191H153ZM172 190H173V187H172ZM190 190V191H189ZM206 190V191H205ZM213 190V191H212ZM235 190V191H234ZM24 191V192H25ZM52 191V192H51ZM107 191H109L107 193ZM113 191V192H112ZM116 191V192H115ZM119 191V192H118ZM123 191V193H122ZM130 191V192H128ZM151 191V192H150ZM200 191V192H201ZM207 191L209 192V194L212 196L209 197ZM222 191V192H221ZM242 191V192H241ZM49 194H48V193ZM51 192V194H50ZM77 192V193H76ZM84 192V193H83ZM87 192V193H86ZM90 192V193H89ZM99 192V193H98ZM112 194H111V193ZM127 192V193H126ZM142 192V193H141ZM177 192V193H176ZM180 192V194H179ZM188 192V193H187ZM196 192V193H195ZM216 192V193H213ZM239 192V193H238ZM245 192V193H244ZM28 193V194H29ZM60 193V194H59ZM73 193V194H72ZM92 193V194H91ZM102 193V194H101ZM134 193V194H133ZM154 193V194H153ZM157 193V194H155ZM183 193L184 197L183 198L181 196V194ZM207 193V194H206ZM235 193V194H234ZM241 193V194H240ZM27 194V193H26ZM29 194V195H30ZM53 194V195H52ZM59 194V195H58ZM68 194V195H67ZM72 194V196H71ZM76 194V195H75ZM119 194V195H118ZM173 194V192H172ZM191 194V195H190ZM202 194H205L202 196ZM105 195V196H103ZM107 195V196H106ZM133 195V196H132ZM137 195V196H136ZM139 195V197H138ZM142 195V196H141ZM180 195V196H179ZM195 195V196H194ZM201 195V196H200ZM229 195V196H228ZM251 198H249V196ZM1 196V194H0ZM28 196V195H27ZM40 196V195H39ZM68 196V198L66 197ZM78 196V197H77ZM116 196V197H115ZM124 198H123V197ZM193 196V197H192ZM199 196V197H198ZM236 196V197H235ZM243 196V197H242ZM41 197V196H40ZM50 197V199H49ZM73 197V198H72ZM85 197V198H84ZM88 199H87V198ZM91 199H90V198ZM93 197V198H92ZM100 197V198H99ZM105 197V199H104ZM161 199H160V198ZM172 198V197H175L172 201V199H169V198ZM180 197V198H179ZM217 197V198H216ZM221 197V198H220ZM39 198V197H38ZM57 198V199H56ZM159 200H158V199ZM183 198V199H182ZM194 198V199H193ZM216 198V199H215ZM232 199V202L231 201H228L230 199ZM235 198V199H234ZM240 198V199H239ZM248 198V199H247ZM253 198L257 199L255 201V199L253 200ZM8 199V198H7ZM42 199V198H40ZM52 199V201H50ZM64 199V200H63ZM77 199V200H76ZM83 199V200H82ZM102 199V200H100ZM104 199V200H103ZM112 199V200H110ZM124 199V200H123ZM186 199V200H185ZM191 199H193L194 201H192ZM200 199V200H199ZM224 199V200H223ZM245 199V200H244ZM247 199V201H246ZM82 200V201H81ZM87 200V201H86ZM96 200V201H95ZM99 200V201H98ZM110 200V201H109ZM115 200V201H114ZM144 200V201H143ZM156 200V201H155ZM165 200V202H164ZM171 202H168L170 201ZM213 202H212V201ZM251 200V201H250ZM7 202L6 198H3L2 197L0 198V203H3V202ZM50 201V202H49ZM56 201V202H55ZM63 201V202H62ZM70 201V202H69ZM103 201V202H102ZM114 201V202H113ZM131 201V202H130ZM158 201H159V204H158ZM186 201V202H184ZM191 201V202H190ZM220 201V202H219ZM244 201V202H243ZM253 201V203H252ZM263 203H262V202ZM39 203L40 200H38ZM49 202V204H47ZM67 202V203H66ZM86 202V203H85ZM93 202V203H92ZM111 202V203H110ZM118 202V204H117ZM145 202V203H144ZM156 202V205L155 203ZM179 202V203H178ZM190 204H189V203ZM201 202V203H202ZM222 202V203H221ZM235 202V203H234ZM246 202V203H245ZM256 202V203H255ZM61 203V204H60ZM64 203V204H63ZM69 203V204H68ZM113 203H115L113 205ZM135 203V205H134ZM154 203V204H153ZM165 203V204H164ZM177 203V205H176ZM187 203V204H186ZM197 203V202H196ZM200 203V204H201ZM248 203V204H247ZM255 203V204H254ZM263 206H262V204ZM45 204V206L43 207V205ZM63 204V205H62ZM78 204V205H77ZM98 204V205H97ZM104 204V205H103ZM148 206H147V205ZM184 204V206H183ZM198 203V205H200ZM203 204V205H204ZM211 204V205H212ZM230 204V205H229ZM258 204V205H257ZM48 205V206H46ZM65 205V206H64ZM93 205V206H92ZM110 205V206H109ZM123 205V207H122ZM252 205V206H251ZM260 205V206H259ZM55 206V207H54ZM57 206V207H56ZM78 206V207H77ZM86 206V207H85ZM96 206V207H95ZM143 206V207H142ZM151 206V207H149ZM157 206V207H156ZM171 206V207H170ZM202 206V204L200 205V207ZM247 206V207H246ZM53 207V208H52ZM63 207V208H62ZM81 207V208H79ZM92 207V208H91ZM100 207V208H99ZM107 207V208H105ZM118 207V208H117ZM130 207V208H129ZM136 207V208H135ZM166 207V208H165ZM178 207V208H177ZM204 207V206H203ZM201 207V208H203ZM57 208V209H56ZM105 208V209H104ZM115 208V209H114ZM145 208V209H144ZM146 208H148L146 210ZM150 208V209H149ZM172 208V209H171ZM235 208V209H234ZM260 208V209H259ZM37 209V210H36ZM56 209V210H55ZM72 209V210H71ZM89 209V210H88ZM101 209V210H100ZM124 209V210H123ZM158 209V210H157ZM165 209V210H164ZM175 209V210H174ZM182 209V210H181ZM251 209V211H250ZM253 209H257L259 211H256V210H253ZM263 209V210H261ZM69 210V211H68ZM121 210V211H120ZM127 210V211H126ZM136 210V211H135ZM150 210V211H149ZM153 210V211H152ZM178 210V212H177ZM42 211V212H41ZM67 211V212H66ZM93 211H95L93 213ZM129 211V212H128ZM155 211V212H154ZM165 211V212H164ZM186 211V213H184ZM244 211V212H245ZM262 211V212H261ZM31 212V213H30ZM37 212V213H36ZM107 212V214H106ZM154 212V213H153ZM180 212V214H179ZM257 214H255V213ZM259 212V214H258ZM263 214V217H262V214ZM46 213V215H45ZM62 213V214H61ZM85 213V214H84ZM91 213V214H90ZM96 213V214H95ZM120 213V214H119ZM128 213V214H127ZM141 213V214H140ZM146 213V214H145ZM165 213V214H164ZM169 213V215H168ZM178 213V214H177ZM33 214V215H32ZM49 214V216H48ZM51 214V215H50ZM54 214V215H53ZM124 214V215H123ZM138 214V215H137ZM150 216H149V215ZM164 214V215H162ZM178 216H176V215ZM182 214V215H181ZM256 215L257 217H255L254 215ZM27 215V216H26ZM62 215V216H61ZM96 215V216H95ZM99 215H102V216H99ZM115 215V216H114ZM146 215V216H144ZM186 215V216H185ZM45 216H47L45 218ZM113 216V217H112ZM132 216V217H131ZM170 218H169V217ZM172 216V217H171ZM173 216H175V218H173ZM29 217V218H28ZM34 217V219H33ZM39 217V218H38ZM91 217V218H90ZM130 217V218H129ZM168 217V218H167ZM183 217V219H182ZM186 217V218H185ZM255 217V218H254ZM39 220H38V219ZM44 218V219H43ZM55 218V219H54ZM69 218V219H68ZM114 218V219H113ZM140 218V219H139ZM162 218V219H161ZM164 218V219H163ZM173 218V219H171ZM4 219V220H3ZM42 219V220H41ZM59 219V220H58ZM74 219V220H73ZM103 219V220H102ZM126 219V220H125ZM143 219V220H142ZM183 221H182V220ZM2 220V221H1ZM34 220V221H33ZM45 220H47L45 222ZM73 220V222H72ZM80 220V221H79ZM88 220V221H87ZM148 220V221H147ZM160 220V221H159ZM181 220V221H180ZM31 221V222H29ZM36 221V222H35ZM68 221V222H67ZM110 221V222H109ZM124 221V222H123ZM130 221V222H129ZM146 221V222H145ZM158 221V222H157ZM173 221H178V225L176 223H174ZM180 221V222H179ZM7 222V223H6ZM28 222V223H27ZM42 222V223H41ZM53 222V223H52ZM60 224H59V223ZM75 222V223H74ZM85 222H86V226H85ZM132 222V223H131ZM138 222V223H137ZM157 222V223H156ZM170 222V223H169ZM259 222V220H258ZM14 223V224H13ZM16 223V224H15ZM20 223V224H19ZM40 225H39V224ZM46 223H48L46 225ZM58 223V224H57ZM65 223V224H64ZM99 223V224H98ZM106 223V224H105ZM116 223V224H115ZM123 223V224H122ZM127 223V225H126ZM148 223V224H147ZM164 223V225H162ZM176 224V228L174 227H171V225ZM181 223V224H180ZM186 223V224H185ZM22 224V226H21ZM26 224V225H25ZM50 224V226H49ZM98 224V225H97ZM112 224H114L112 226ZM2 225V226H1ZM4 225V226H3ZM10 225V226H9ZM12 225V227H11ZM18 225V226H17ZM35 225V227H34ZM43 225V226H44ZM68 225V226H67ZM74 225V226H73ZM136 225V226H135ZM151 225V226H150ZM159 225V226H158ZM166 225V226H165ZM186 225V226H185ZM60 226V228L58 227ZM111 226V227H110ZM123 226V227H122ZM170 226V227H169ZM181 226V227H179ZM261 226V227H260ZM4 227V228H3ZM20 227V228H19ZM33 227V228H32ZM40 227V228H41ZM132 227V228H131ZM158 227V228H157ZM164 227H168L167 228V231L168 229L170 228L171 232H173V230L171 228H173L175 231L178 229L179 232L181 231L183 233H180V235L182 236V240L181 239H178L179 238V234H172L170 233V231H168L171 236L170 238L172 239V236H173V239L176 241L178 239V241H176V243L178 244L180 241V245L181 247H178V250L177 252H180L181 248H182V252L181 254L180 253H177L176 251H174V249L176 248H173V247H169L168 248H172V252L174 251V253L172 254L171 252H167V247L165 248L166 245H168V242L165 241L167 236L166 235H170L168 234L167 231H165L166 228H163ZM179 227V228H177ZM40 228L38 229L37 227V230H40ZM67 228V229H66ZM83 228V229H82ZM99 228V229H97ZM115 228V229H114ZM121 228V229H120ZM128 228V229H127ZM160 228V229H159ZM201 229H199V226H198V229L197 231L193 229V231H195V234L197 232H200L197 233V236L198 235H203L204 231H207L204 228V226L202 225L200 227ZM45 229V228H42V230ZM46 229V230H47ZM51 229L53 228H50L49 229V233H51ZM54 229V230H55ZM64 229V230H63ZM106 229V230H105ZM113 229V230H112ZM138 231H137V230ZM152 229V230H151ZM187 229V230H185ZM11 230V231H10ZM40 230V231H42ZM45 230V232H46ZM54 235H52L53 233H51V237L55 236V233H56V230L54 231ZM66 230V231H65ZM80 230V231H79ZM98 230V231H97ZM140 230V232H139ZM146 230V231H145ZM158 230V231H157ZM160 230V231H159ZM177 230V232H178ZM200 230V231H199ZM22 231V232H20ZM27 233H26V232ZM29 231V232H28ZM56 233V235H58L59 233ZM65 231V232H64ZM68 231V232H67ZM75 231V232H74ZM109 231V232H108ZM145 231V232H144ZM261 231V232H259ZM19 232V233H18ZM78 234H77V233ZM82 232V233H81ZM112 232V233H111ZM114 232V233H113ZM124 232V233H123ZM160 232V233H159ZM166 232V233H165ZM202 232V233H201ZM259 232V233H258ZM18 233V235H16ZM25 233V234H24ZM48 233V234H49ZM70 233V235H69ZM75 233V234H74ZM106 233V234H105ZM126 233V234H125ZM145 233V234H144ZM162 233V234H161ZM3 234V235H2ZM11 234V235H10ZM47 234V235H48ZM89 234V235H88ZM96 234V235H95ZM101 234V235H100ZM157 234V235H156ZM164 234V235H163ZM185 234V235H184ZM259 234V235H258ZM24 235V236H23ZM72 235V236H71ZM75 235H77L78 237H76ZM88 235V236H87ZM138 235V236H137ZM163 235V236H161ZM177 235V237H175ZM179 235V236H178ZM188 235V234H187ZM186 235V236H187ZM207 235V239H211V235L209 234V232L207 231V233L205 234ZM205 235L204 238H205ZM257 235H258V238H257ZM13 236V237H12ZM50 236V235H49ZM66 236V237H65ZM107 236V237H106ZM142 236V238H141ZM153 236V237H152ZM156 236V237H155ZM2 237V239H1ZM28 237V239L26 238ZM69 237V238H67ZM76 237V238H75ZM89 237V238H88ZM105 237V238H104ZM162 237V238H161ZM176 239H175V238ZM200 236L197 237V239L199 238ZM10 238V239H9ZM19 238V239H18ZM24 238L25 241H24ZM94 238V239H93ZM122 238V239H121ZM127 238V239H126ZM145 238V240H144ZM160 238V239H158ZM190 238H193V237H190ZM18 239V240H16ZM22 239V240H21ZM53 239V238H52ZM86 239V240H85ZM105 239V240H104ZM149 239V240H148ZM151 239V240H150ZM156 239V240H155ZM206 239V240H207ZM75 240V241H74ZM109 240V241H108ZM173 240V241H174ZM200 239H198V242H199ZM258 240H255V241H258ZM18 241V242H17ZM21 241V242H20ZM55 241V240H54ZM65 241V240H64ZM72 241V242H71ZM121 241V242H120ZM126 241V242H125ZM152 241V242H151ZM156 241V242H154ZM159 241V242H158ZM164 241L167 243L166 245L164 244ZM175 241L173 242V244L175 243ZM252 241V240H251ZM250 241V242H251ZM260 241V242H261ZM20 242V243H19ZM52 242V241H50ZM47 243L46 244V247H45V250L46 252H49L52 248V251L55 247V250H56V246H54L56 244V242H53L52 243ZM76 242V243H75ZM85 242V243H84ZM90 242V243H88ZM98 242V243H97ZM102 242V243H100ZM109 244H108V243ZM117 242V243H116ZM120 242V243H119ZM146 242V243H145ZM184 245H183V243ZM195 242H196V239H195ZM254 242V241H253ZM252 242V243H253ZM80 243V244H78ZM141 243V244H140ZM255 243V242H254ZM264 243V241H263ZM13 244V245H12ZM24 244V245H23ZM26 244V245H25ZM83 244V245H82ZM87 244V245H86ZM104 244V245H103ZM118 244V245H117ZM130 244V245H129ZM19 245H22V246H19ZM48 245H52V247H50L48 250L47 246ZM93 245V246H92ZM124 245V246H123ZM129 245V246H128ZM139 245V246H138ZM141 245V246H140ZM144 247H143V246ZM148 245V246H147ZM162 247H161V246ZM164 245V246H163ZM176 245V244H175ZM18 246V247H17ZM54 246V247H53ZM128 248H127V247ZM159 246V247H158ZM21 247V248H19ZM26 247V249H25ZM81 247V248H80ZM161 247V249H160ZM188 247V245L186 246ZM185 247V248H186ZM47 248V250H46ZM83 248V249H82ZM96 248V249H95ZM112 248V249H111ZM176 248V249H177ZM19 249H21L19 251ZM82 249V250H81ZM91 249V251L89 250ZM95 249V250H94ZM165 249V250H164ZM175 249V250H176ZM28 252H27V251ZM80 250V251H79ZM98 250V251H96ZM109 250V251H108ZM123 250V252H122ZM135 250V251H134ZM144 252H143V251ZM151 250V251H150ZM168 249V251H171ZM18 251V252H17ZM22 251V252H21ZM24 251V252H23ZM80 253H79V252ZM95 251V252H94ZM141 251V252H139ZM187 251V249L185 250V252ZM107 252V254H106ZM125 252V253H124ZM132 252V253H131ZM138 252V254H137ZM157 252V253H156ZM161 252V253H160ZM9 253V252H8ZM101 253V254H100ZM131 253V255H129ZM156 255H155V254ZM159 253V254H158ZM170 253V255H169ZM176 253V254H175ZM27 254V255H26ZM79 256H78V255ZM90 254V255H89ZM97 254V255H96ZM112 254V255H111ZM134 254V255H133ZM146 254V255H145ZM163 254V255H162ZM178 254V255H177ZM82 255V256H81ZM85 255V256H84ZM181 255V256H180ZM14 256V257H13ZM18 256V257H17ZM44 256V255H43ZM42 256V261L43 263H46L45 260H47L45 258V256L43 257ZM89 256V257H88ZM120 256V257H119ZM140 256V257H139ZM153 256H157L156 258L153 257ZM159 256V257H158ZM169 256V257H168ZM176 256V257H175ZM11 257V258H10ZM22 257V258H21ZM24 257V258H23ZM26 257V258H25ZM77 257V258H76ZM86 257V258H84ZM161 257V258H160ZM164 257V258H163ZM168 257V258H167ZM259 257V256H258ZM2 258V259H1ZM8 258V259H6ZM110 258V259H109ZM138 258V259H137ZM140 258V259H139ZM142 258V259H141ZM158 258V259H157ZM167 258V259H166ZM170 258V259H169ZM179 258V260H177ZM184 258V259H183ZM190 258V259H189ZM261 259L264 260L263 256L260 257ZM18 259V260H17ZM79 259V260H78ZM84 259V260H82ZM92 259V260H91ZM105 259V260H104ZM121 259V260H119ZM127 259V260H126ZM157 261H156V260ZM160 259V260H159ZM187 259V260H186ZM16 260V261H15ZM21 260V261H20ZM102 260V261H101ZM108 260V261H107ZM136 260V261H135ZM142 260V261H141ZM146 260V261H145ZM159 260V261H158ZM196 260V261H195ZM145 261V262H144ZM148 261V262H147ZM167 261V262H165ZM176 261V262H175ZM8 262V263H7ZM83 262V263H82ZM132 262V263H131ZM140 262V263H139ZM197 262V263H196ZM200 262V263H199Z\"/></svg>",
  "mask_w": 264,
  "mask_h": 264
},
{
  "label": "bare ground",
  "instance_id": "obj_2",
  "mask_svg": "<svg viewBox=\"0 0 264 264\" xmlns=\"http://www.w3.org/2000/svg\"><path fill=\"white\" fill-rule=\"evenodd\" d=\"M11 1V0H10ZM26 1V0H25ZM32 1V0H31ZM41 1V0H40ZM44 1V0H43ZM67 1V0H66ZM84 1V0H83ZM94 1V0H93ZM98 3H99V7H100V9L99 10H102V12H105V13H103V14H106L105 16H106V18L108 19V17H109V14H111L110 16V21L109 20H107L106 18H105V20H106V23L108 24V22H109V27L111 26V30H112V33L113 32H116L117 30L119 31V30H122V29H124L125 31H123V32H126L125 34H127V36L130 38V40L133 42V44H134V46L133 47H135L136 46V44L139 46V49H135L136 51L137 50H139V51H141V53L143 52L145 55L144 56H146V57H144V58H146V60L145 59H143V60H145V61H143V62H145L144 64H141V63H137L136 64V62L134 63V66L135 67H137L138 68V66L137 65H139V70L141 71V74H140V72H139V70L137 69V68H135L134 66H133V63L131 62V60L129 61L130 63L129 64H132L131 66H133V68L131 67V69L132 70H134V72H136L135 71V69L137 70V72L136 73H138L139 72V77H140V75H142L144 78V81L143 82H145V85H144V83L143 82H141L142 81V78H141V80H139L138 78L139 77H136V73H134L135 75V77L138 79V81H139V83L140 84H137V82L138 81H134V82H136L135 84H136V86H138V87H134V85L132 84V83H130V85L132 84L133 85V92H135V90H136V92L138 91V89H139V85H143V88H142V86H141V88H142V91H143V89H145L144 91H145V93H142V94H144V96H148L147 98H149L150 96V93L149 92H151V99L149 98L148 100H154V98L156 99V97L157 96H159V97H163V95H166V96H168L169 97V95H167L169 92H168V90H167V92H166V88L167 89H169V90H172V89H174V90H172V92H170V94L172 93H174L175 92V98L177 97V101L176 102H178V97H179V99H180V103L178 104V106H180V104H182L180 107H182V109L180 108H178V107H176V105L177 104H175L174 105V103L172 102V104H173V106H175L176 107V109L178 108L179 109V112H181V115H182V118L184 117V121L182 120V119H180V118H178V119H180V121L182 120L184 123H182V125H183V128L184 129H182V127H181V125L179 126V127H181V129L180 130H183V132H182V134L181 135H179V137H178V139L179 140H177V141H181L180 143L178 142V144L180 145L179 147H181L180 149H182L183 151H184V153H182V155H184L183 156V161H181L182 163H181V166H179L180 167V173L182 174V176H181V174H180V177L182 178L181 180H183V176L185 175H187V174H191V173H193L194 171H195V174L193 173L192 175H190V178H191V176H192V178L191 179H193V180H191V179H188L190 182L192 181V182H194V180L195 179H197V178H201L202 176H201V173H197V176H199L200 175V177H197V176H195L196 175V170L197 169H193V168H195V166L193 167L192 165H189V164H192L193 163V165H194V163H195V159H194V157H193V154H194V152L195 151H193V150H191L190 149V147L191 146H194V145H192L191 143H194L195 142V144L196 143H201V142H199V141H201L202 139L204 140V138H205V140H208V141H210L211 142V145H213L215 148H212V149H215L216 151H217V155L219 154V156H222V157H225L226 156V154H227V151H229L228 149H225V148H231V150L232 149H236L237 151H239L240 153H241V156H238L239 154L237 153V151H236V153H235V157L236 158H239V159H236L235 157L233 158V156L232 157H230L229 156V154H227V157H225V158H228V159H234V160H232V163L233 162H235V160L236 161H239L238 162V164L239 165H237L238 167L240 166V170H237V168H235V170H237V173L240 175V177H241V180H240V177H239V181L241 182L240 183V185H242V189L243 190H245V192L247 191V192H249L250 193V196L252 197H255V198H260L261 200L263 199L264 200V59H263V57L261 56V52H263L264 53V44H263V41L261 42L262 44L261 45H259V46H261L260 48H262V49H260V51L261 52H258V55L260 54V57L259 56H256V57H259V58H256V57H254L253 55H251V56H253V58H250V54L246 51V49H247V47H248V37L252 40V35H253V31H254V29H260V28H262V30L264 29V0H149L150 1V7L149 6H147V8L149 7V9H147L146 8V6L145 7H142V6H138L139 5V3H137L138 5H136V1L135 2H133L132 0H131V2H133V3H135V4H131V3H129V0H96ZM4 2V1H3ZM8 2V1H7ZM12 2H14V1H12ZM19 2V1H18ZM34 2V1H33ZM37 2V1H36ZM39 2V1H38ZM48 2H49V0H48ZM139 2H140V5H141V3H143V2H145V1H143V0H139ZM5 3H6V0H5ZM11 3V2H10ZM9 3V4H10ZM43 3V2H42ZM45 3V2H44ZM84 3V2H83ZM146 3V4H145ZM145 3H143V4H145V5H147V3L148 2H145ZM14 4V3H13ZM21 4V0H20V3H19V5ZM65 4V3H64ZM89 4V3H88ZM149 4V3H148ZM5 5V4H4ZM3 5V6H4ZM16 5H17V3H16ZM22 5V4H21ZM20 5V7H22ZM26 5V4H25ZM47 5V4H46ZM55 5V4H54ZM73 5V4H72ZM82 5V4H81ZM98 5V4H97ZM133 5H136V6H133ZM8 5H6V6H4V7H7ZM75 6V5H74ZM144 6V5H143ZM19 7V6H18ZM25 7V6H24ZM35 7V6H34ZM59 7V6H58ZM10 8H11V4H10ZM9 8V9H10ZM26 8V7H25ZM24 8V9H25ZM32 8V7H31ZM30 8V9H31ZM38 8V7H37ZM64 8V7H63ZM83 8V7H82ZM91 8V7H90ZM144 8V9H143ZM145 8L147 9V10H145ZM4 9V8H3ZM6 9H8V8H6ZM28 9V8H27ZM26 9V10H27ZM33 9V8H32ZM36 9V8H35ZM81 9V8H80ZM83 9H85V8H83ZM82 9V11H84ZM88 9V8H87ZM17 10H18V8H17ZM21 10V9H20ZM19 10V11H20ZM79 10V9H78ZM8 11V10H7ZM6 11V12H7ZM10 11V10H9ZM15 11H16V8H15ZM18 11V12H19ZM30 11V10H29ZM31 11H33V10H31ZM62 11H64V10H62ZM67 11V10H66ZM87 11V10H86ZM93 11V10H92ZM91 11V12H92ZM97 11V10H96ZM2 12V11H1ZM4 12H5V10H4ZM11 12V11H10ZM12 12H13V10H12ZM11 12V13H12ZM23 12V11H22ZM35 12H37V11H35ZM54 12V11H53ZM101 12V11H100ZM33 13V12H32ZM38 13H40V12H38ZM43 13V12H42ZM64 13V12H63ZM62 13V14H63ZM73 13V12H72ZM80 13V12H79ZM83 13H85V12H83ZM93 13V12H92ZM10 14V13H9ZM13 14V13H12ZM35 14V13H34ZM53 14V13H52ZM91 14V13H90ZM2 15V14H1ZM24 15V14H23ZM81 15V14H80ZM80 15H79V17H80ZM83 15H85V14H83ZM83 15H81V17L83 16ZM101 15V14H100ZM113 15V16H112ZM33 16V15H32ZM41 16V15H40ZM49 16H50V14H49ZM54 16V15H53ZM68 16H69V14H68ZM88 18H89V16L90 15H86ZM104 16V15H103ZM15 17V16H14ZM35 17V16H34ZM48 17V16H47ZM55 17V16H54ZM86 17V18H87ZM93 17H94V15H93ZM175 17V18H174ZM8 18V17H7ZM16 18H18V17H16ZM29 18H30V16H29ZM57 18V17H56ZM70 18V17H69ZM83 19L82 20H85L86 18H85V16L84 17H82ZM96 18H98V17H96ZM9 19H11V18H9ZM49 19V18H48ZM53 19V18H52ZM71 19V18H70ZM80 19V18H79ZM46 20H47V18H46ZM49 20H51V18L49 19ZM58 20V19H57ZM56 20V21H57ZM99 20V19H98ZM104 20V19H103ZM104 20V21H105ZM172 20H173V22H172ZM176 20V21H175ZM3 21V20H2ZM16 21H18V20H16ZM23 21V20H22ZM30 21V20H29ZM75 21V20H74ZM77 21V20H76ZM81 21V20H80ZM88 21V20H87ZM87 21H85V22H87ZM91 21V20H90ZM89 21V22H90ZM108 21V22H107ZM177 23V27L175 26V25H173V27L171 26L172 24H174L175 22ZM6 22V21H5ZM31 22V21H30ZM41 22V21H40ZM48 22V21H47ZM72 23H73V21H71ZM88 22V23H89ZM22 23V22H21ZM25 23V22H24ZM44 23V22H43ZM52 23V22H51ZM76 23V22H75ZM175 23V24H176ZM3 24V23H2ZM35 24V23H34ZM40 24V23H39ZM38 24V25H39ZM70 24V23H69ZM106 24V26H108ZM48 25V24H47ZM50 25V24H49ZM52 25V24H51ZM55 25V24H54ZM72 25V24H71ZM83 25V24H82ZM95 25V24H94ZM100 25V24H99ZM3 26H6V25H3ZM2 26V27H3ZM37 26V25H36ZM43 26V25H42ZM65 26V25H64ZM68 26V25H67ZM75 26V25H74ZM92 26V25H91ZM105 26V25H104ZM122 26V27H121ZM188 26V27H187ZM16 27V26H15ZM44 27V26H43ZM54 27V26H53ZM70 27V26H69ZM82 27V26H81ZM112 27H115V28H117L115 31H113L115 28H112ZM171 27H172V29H171ZM174 27H176L175 28V30H174ZM37 28V27H36ZM35 28V29H36ZM61 28V27H60ZM71 28H72V26H71ZM97 28V27H96ZM102 28H103V26H102ZM106 28V27H105ZM104 28V29H105ZM122 28V29H121ZM188 28V29H187ZM7 29V28H6ZM46 29V28H45ZM53 29V28H52ZM56 29V28H55ZM68 29V28H67ZM66 29V30H67ZM70 29V28H69ZM68 29V30H69ZM86 29V28H85ZM107 29V28H106ZM1 30V29H0ZM4 30H5V28H4ZM9 30V29H8ZM7 30V31H8ZM13 30V29H12ZM21 30V29H20ZM47 30V29H46ZM73 30V29H72ZM98 30V29H97ZM108 30V29H107ZM190 30V31H189ZM251 30H253V31H251ZM257 30V31H258ZM22 31V30H21ZM20 31V32H21ZM28 31V30H27ZM35 31V30H34ZM49 31V30H48ZM51 31V30H50ZM103 31V30H102ZM101 31V32H102ZM109 31H110V28H109ZM117 31V32H118ZM122 31H119V32H122ZM185 31V32H184ZM186 31H189V34H187V32ZM255 32V33H257L258 34V32ZM264 31V30H263ZM261 32V29H260V32L261 33H264V32ZM2 32V31H1ZM5 32H6V30H5ZM10 32V31H9ZM31 32H33V31H30V33ZM40 32H42V30L40 31ZM45 32V31H44ZM56 32V31H55ZM57 32H59V31H57ZM61 32V31H60ZM72 32V31H71ZM70 32V33H71ZM75 32V31H74ZM106 31H103L102 33H105ZM111 32V31H110ZM116 32V33H117ZM191 32V33H190ZM259 32V33H260ZM54 33V32H53ZM69 33V32H68ZM91 33V32H90ZM109 33V32H108ZM254 33V35H256ZM261 33H260V35H261ZM3 34V33H2ZM15 34H16V32H15ZM20 34V33H19ZM37 34H38V32H37ZM45 34V33H44ZM52 34V33H51ZM55 34V33H54ZM58 34H60V33H58ZM67 34V33H66ZM94 34V33H93ZM98 34H99V31H98ZM115 34V33H114ZM114 34H110V35H114ZM122 34V33H121ZM121 34H119V36L121 35ZM124 34V35H125ZM250 34H252V35H250ZM7 35V34H6ZM9 35V34H8ZM14 35V34H13ZM22 35H24V34H22ZM30 35V34H29ZM40 35V34H39ZM68 35V34H67ZM82 35V34H81ZM100 35V34H99ZM103 35H105V34H103ZM103 35H102V37H103ZM109 35V34H108ZM116 35H118V34H116ZM116 35H114V36H112V38H113V40H114V43L115 42H117L120 38H119V36H116ZM250 35V36H249ZM5 36V35H4ZM15 36V35H14ZM17 36V35H16ZM45 36V35H44ZM71 36V35H70ZM106 36V35H105ZM121 36H123V35H121ZM120 36V37H121ZM126 36V35H125ZM124 36V37H125ZM127 36H126V38H125V40H123L122 38V41H124V43H132L130 40V42H126V39H127ZM259 35H256V36H254V37H258ZM263 36V35H262ZM2 37H3V35H2ZM6 37V36H5ZM19 37V36H18ZM25 37V36H24ZM27 37V36H26ZM51 37V36H50ZM61 37V36H60ZM66 37V36H65ZM76 37V36H75ZM109 37V36H108ZM116 37V38H115ZM253 37V38H254ZM6 38H8V37H6ZM9 38H11V36L9 37ZM56 38V37H55ZM82 38V37H81ZM111 38V39H112ZM128 38V39H129ZM258 38H263V37H258ZM13 39V38H12ZM28 39V38H27ZM78 39V38H77ZM115 39H117V40H115ZM249 39V40H250ZM257 39V38H256ZM11 40V39H10ZM17 40V39H16ZM26 40V39H25ZM53 40H54V38H53ZM254 40H255V38H254ZM262 40V39H261ZM3 41H5L6 42V40L4 39ZM15 41V40H14ZM24 41V40H23ZM55 41V40H54ZM97 41V40H96ZM103 41H104V38H103ZM105 41H106V39H105ZM119 41H121V40H119ZM118 41V43H119V45H117V47H118V49H119V46H122L123 47V44H121L120 45V43L121 42H119ZM258 41H260V40H258ZM257 41V42H258ZM43 42V41H42ZM78 42V41H77ZM100 42V41H99ZM136 44H135V43ZM239 42V43H238ZM256 42V41H255ZM4 43V42H3ZM7 43H9V42H7ZM14 43V42H13ZM12 43V44H13ZM52 43V42H51ZM60 43V42H59ZM76 43V42H75ZM95 43V42H94ZM108 43V42H107ZM123 43V42H122ZM10 44V43H9ZM25 44V43H24ZM34 44V43H33ZM47 44V43H46ZM58 44V43H57ZM100 44H102V42H100ZM254 44V43H253ZM252 44V45H253ZM5 45V44H4ZM14 45V44H13ZM39 45V44H38ZM37 45V46H38ZM96 45H99V44H96ZM250 45V44H249ZM257 45V44H256ZM20 46V45H19ZM18 46V47H19ZM36 46V47H37ZM103 46H104V48L106 47L104 44H103ZM108 46V45H107ZM114 46V45H113ZM116 46V45H115ZM124 46L126 47V44H124ZM131 46V45H130ZM129 46V47H130ZM15 47V46H14ZM17 47V46H16ZM23 47V46H22ZM33 47V46H32ZM54 47V46H53ZM52 47V48H53ZM72 47V46H71ZM96 47V46H95ZM98 47V46H97ZM101 47H102V45H101ZM252 48H253V46H251ZM251 47H249L250 49H252ZM258 47V46H257ZM104 48H102L101 50H104ZM127 48H128V46H127ZM136 48H138L137 46H136ZM19 50H20V48H18ZM29 49V48H28ZM32 49V48H31ZM84 49V48H83ZM96 49H99V48H96ZM115 49V48H114ZM117 49V50H118ZM125 49V48H124ZM129 49H132V48H129ZM27 50V49H26ZM121 50H122V48H121ZM133 50V49H132ZM254 50H256V51H258L259 49L257 48V49H254ZM13 51V50H12ZM50 51V50H49ZM77 51V50H76ZM120 51V50H119ZM131 51V50H130ZM7 52H8V50H7ZM53 52V51H52ZM63 52V51H62ZM70 52V51H69ZM91 52V51H90ZM105 52V51H104ZM110 52V51H109ZM113 52H115V51H113ZM122 52V51H121ZM133 52V51H132ZM251 52H253L252 50H251ZM2 53V52H1ZM12 53V52H11ZM17 53V52H16ZM20 52L18 51V55H16V61H15V63L17 62V60H18V62L19 61H21L22 59H21V54H19ZM40 53V52H39ZM103 53V52H102ZM127 52H125V54H126ZM129 53V52H128ZM137 53H138V51H137ZM136 53V54H137ZM5 54V53H4ZM79 54V53H78ZM99 54V53H98ZM122 54V53H121ZM139 54V53H138ZM59 55H60V53H59ZM62 55V54H61ZM133 55H135V54H133ZM132 55V56H133ZM141 54H139V56H140ZM8 56V55H7ZM12 56V55H11ZM58 56V55H57ZM72 56V55H71ZM76 56V55H75ZM108 56V55H107ZM106 56V57H107ZM137 56V55H136ZM138 56V57H139ZM142 56V55H141ZM23 57V56H22ZM53 57V56H52ZM66 57V56H65ZM138 57H136V58H138ZM143 57V56H142ZM9 58V57H8ZM11 58H15V57H11ZM48 58H49V56H48ZM55 58V57H54ZM92 58V57H91ZM109 58V57H108ZM131 58V57H130ZM189 58H190V60H189ZM45 59V58H44ZM52 59V58H51ZM57 59H59V58H57ZM66 59H68V58H66ZM82 59V58H81ZM139 59V58H138ZM191 59L193 60V63L194 64H192V61H191ZM3 60H5V59H3ZM47 60V59H46ZM55 60V59H54ZM60 60V59H59ZM69 60V59H68ZM135 61V59L133 58L132 59V61ZM137 60V59H136ZM188 60H189V62H191L190 64L191 65H189V63H188ZM1 61H2V59H1ZM11 61H13L14 62V60H11ZM65 61V60H64ZM125 62H126V60H124ZM141 61V59H140V62H142ZM36 62V61H35ZM43 62V61H42ZM50 62V61H49ZM51 62H53V61H51ZM88 62V61H87ZM97 62V61H96ZM137 62H139L138 60H137ZM142 62V63H143ZM3 63V62H2ZM19 63H21V62H19ZM29 63V62H28ZM48 63V62H47ZM60 63V62H59ZM62 63V62H61ZM68 63H71V62H68ZM85 63V62H84ZM105 63V62H104ZM120 63V62H119ZM118 63V64H119ZM122 63V62H121ZM124 63V62H123ZM10 64H12V63H10ZM78 64V63H77ZM82 64V63H81ZM96 64V63H95ZM18 65V64H17ZM48 65V64H47ZM59 65V64H58ZM63 65V64H62ZM192 65H193V67H192ZM13 66H14V64H13ZM15 66H16V64H15ZM78 66V65H77ZM98 66V65H97ZM116 66V65H115ZM189 66H191L193 69H195V70H193L191 67V69L189 68ZM127 67H128V65H127ZM126 67V68H127ZM236 67H237V69H238V67H239V69H238V71L236 72ZM11 68V67H10ZM17 68V67H16ZM36 68V67H35ZM34 68V69H35ZM67 68V67H66ZM73 68V67H72ZM119 68V67H118ZM125 68V67H124ZM29 69V68H28ZM62 69V68H61ZM82 69H84V68H82ZM122 69V68H121ZM204 69H207L206 70V73H208V75L210 76H208L207 74V79H209V83H206L205 81H204V78H203V74L205 75V73H203V70ZM7 70V69H6ZM14 70V69H13ZM18 70V69H17ZM20 70V69H19ZM36 70V69H35ZM48 70V69H47ZM59 70V69H58ZM67 70V69H66ZM113 70V69H112ZM118 70V69H117ZM127 70V69H126ZM128 70H129V68H128ZM201 70H202V72H201ZM0 71H2V70H0ZM27 71V70H26ZM71 71V70H70ZM91 71V70H90ZM100 71V70H99ZM111 71V70H110ZM115 71V70H114ZM120 71V70H119ZM119 71H117L118 73H120ZM123 71H125V70H123ZM11 72V71H10ZM14 72V71H13ZM18 72V71H17ZM20 72V71H19ZM44 72V71H43ZM43 72H42V74H43ZM53 72V71H52ZM69 72V71H68ZM113 72V71H112ZM111 72V73H112ZM116 72V71H115ZM204 72H205V70H204ZM37 73V72H36ZM77 73V72H76ZM81 73V72H80ZM144 75H143V74ZM10 74V73H9ZM17 74V73H16ZM20 74V73H19ZM19 74H17V75H19ZM41 74V73H40ZM52 74V73H51ZM59 74V73H58ZM61 74V73H60ZM123 74V73H122ZM122 74H120V76L122 75ZM127 74H129L128 72H127ZM132 74V73H131ZM46 75V74H45ZM117 75V74H116ZM138 75V74H137ZM205 75V76H206ZM50 76V75H49ZM65 76V75H64ZM74 76V75H73ZM9 77V76H8ZM20 77V76H19ZM24 77V76H23ZM45 77H47V76H45ZM111 77H113V76H111ZM133 77V76H132ZM200 77H202L203 79H201ZM52 78V77H51ZM91 78V77H90ZM114 78H116V77H114ZM122 78V77H121ZM124 78H126V76L124 77ZM124 78H122V79H124ZM129 78H131V77H129ZM128 78V79H129ZM134 78V77H133ZM35 79V78H34ZM42 79H43V77H42ZM45 79V78H44ZM48 79V78H47ZM55 79V78H54ZM53 79V80H54ZM78 79V78H77ZM111 79V78H110ZM109 79V80H110ZM118 79V78H117ZM121 79V80H122ZM135 79V78H134ZM133 79V80H134ZM206 79V78H205ZM206 79V80H207ZM50 80V79H49ZM49 80H48V82H49ZM61 80V79H60ZM70 80V79H69ZM79 80V79H78ZM94 80H96L95 78H94ZM99 80V79H98ZM127 80V79H126ZM131 80V79H130ZM32 81H34V80H32ZM45 81H46V79H45ZM50 81H52V80H50ZM55 81V80H54ZM75 81V80H74ZM85 81V80H84ZM101 81V80H100ZM129 80H127V82H128ZM146 81H147V83H146ZM5 82V81H4ZM19 82H21V81H19ZM29 82V81H28ZM27 82V83H28ZM31 82V81H30ZM40 82V81H39ZM38 82V83H39ZM58 82H59V80H58ZM69 82V81H68ZM76 82V81H75ZM86 82V81H85ZM99 82V81H98ZM103 82V81H102ZM108 82V81H107ZM112 82H113V80H112ZM124 82V81H123ZM207 82H208V80H207ZM15 83V82H14ZM22 83V82H21ZM55 83H57V82H55ZM54 83V84H55ZM74 83V82H73ZM77 83V82H76ZM129 83V82H128ZM23 84H24V82H23ZM40 84V83H39ZM38 84V85H39ZM49 84H51V82L49 83ZM75 84V83H74ZM77 84H80V83H77ZM93 84V83H92ZM121 84V83H120ZM147 84V85H146ZM25 85H26V83H25ZM30 85V84H29ZM33 85V84H32ZM52 85V84H51ZM50 85V86H51ZM59 85V84H58ZM68 85V84H67ZM71 84H69V86H70ZM99 85V84H98ZM104 85V84H103ZM111 85H112V83H111ZM119 85V84H118ZM123 85V84H122ZM126 85H128V84H126ZM126 85H125V87H126ZM129 85V86H130ZM167 85H169V87L171 88H168V86ZM31 86V85H30ZM42 86V85H41ZM48 86V85H47ZM54 85H52V87H53ZM75 86H77V85H74V87ZM80 86H81V84H80ZM87 86V85H86ZM94 86V85H93ZM145 86H148L149 87V89H148V87H145ZM11 87V86H10ZM43 87V86H42ZM41 87V88H42ZM56 87V86H55ZM62 87V86H61ZM104 87V86H103ZM115 87V86H114ZM5 88V87H4ZM57 88H59V86L58 87H56V89L55 90H59V89H57ZM76 88H78V87H76ZM111 89H112V87H110ZM120 88V87H119ZM127 88V87H126ZM131 88H132V86H131ZM130 88V89H131ZM135 88H137V89H135ZM146 88L149 90V92H148V90L146 91ZM19 89V88H18ZM30 89V88H29ZM44 89H46V88H44ZM51 89V88H50ZM62 89H63V87H62ZM65 89V88H64ZM79 89H80V87H79ZM83 89V88H82ZM97 89H98V87H97ZM103 89V88H102ZM104 89H105V87H104ZM104 89H103V91H104ZM122 89H124V87L122 88ZM128 89H129V87H128ZM127 89V90H128ZM129 89V90H130ZM135 89V90H134ZM8 90V89H7ZM12 90H14V89H12ZM31 90V89H30ZM37 90V89H36ZM96 90V89H95ZM98 90H100V89H98ZM132 90V89H131ZM139 90H141V89H139ZM0 91H2V90H0ZM8 91H10V90H8ZM25 91H27V90H25ZM24 91V92H25ZM64 91V90H63ZM69 91V90H68ZM75 91V90H74ZM81 91V90H80ZM102 90H101V92H103ZM117 91V90H116ZM116 91H115V93H116ZM124 91V90H123ZM141 91V92H142ZM143 91V92H144ZM174 91V92H173ZM238 91V92H237ZM33 92V91H32ZM31 92V93H32ZM53 92V91H52ZM62 92V91H61ZM64 92H66V91H64ZM76 92H77V95H78V90H76ZM118 92H120L119 90H118ZM126 92V91H125ZM133 92H131V93H133ZM135 92V93H136ZM141 92H137V93H139V96L137 95V93H136V97L138 96L140 99H143V98H141L140 97V93ZM149 94H148V93ZM236 92L238 93V94H242L243 96H247L248 97V99L246 100V99H242V98H245V97H241L240 95V97H241V99H238V98H240L239 96L238 97H236L235 98V94H236ZM10 93V92H9ZM48 93H50V92H48ZM55 93H56V91H55ZM57 93H58V91H57ZM56 93V94H57ZM59 93H60V91H59ZM66 93H68V92H66ZM97 93V92H96ZM114 93V94H115ZM177 93V94H176ZM235 93V94H234ZM4 94H5V92H4ZM7 94V93H6ZM22 94V93H21ZM24 94V93H23ZM42 94V93H41ZM40 94V95H41ZM61 94V93H60ZM60 94H58V95H60ZM82 94H84V93H82ZM82 94L80 95V96H82ZM90 94V93H89ZM88 94V95H89ZM98 94V93H97ZM100 94V93H99ZM102 94V93H101ZM101 94H100V96H101ZM110 94V93H109ZM113 94V93H112ZM117 94V93H116ZM115 94V95H116ZM128 94V93H127ZM127 94H124V95H126V96H128ZM134 94V93H133ZM145 94H147V95H145ZM171 94V95H172ZM237 94V95H238ZM36 95V94H35ZM34 95V96H35ZM50 95H51V93H50ZM58 95H55V96H58ZM61 95H63V94H61ZM64 95H65V93H64ZM120 95H122V94H120ZM152 95L154 96V97H152ZM170 95V96H171ZM173 95V96H174ZM177 95V96H176ZM235 95V96H234ZM27 96H28V94H27ZM38 96V95H37ZM53 96V95H52ZM55 96H54V99H55ZM67 96V95H66ZM71 96V95H70ZM93 96V95H92ZM111 96H113V99L114 100H116V96H114V95H111ZM117 96H118V94H117ZM125 96V97H126ZM130 96H131V94H130ZM132 96H134V95H132ZM131 96V97H132ZM142 96V95H141ZM172 96V98L171 99H169L170 101L174 98ZM4 97V96H3ZM15 97V96H14ZM31 97V96H30ZM39 97V96H38ZM60 97V96H59ZM58 97V99H56V100H59L60 98ZM63 97V96H62ZM108 97V96H107ZM119 97V96H118ZM118 97H117V99H118ZM121 97V96H120ZM135 97V96H134ZM145 97V99H147ZM48 98V97H47ZM71 98V97H70ZM81 98V97H80ZM80 98H78V99H80ZM90 98V97H89ZM97 98H99L98 96H97ZM109 98H110V95H109ZM112 98V97H111ZM129 98V97H128ZM133 98V97H132ZM153 98V99H152ZM167 98V97H166ZM166 98H163V100L164 99H166ZM174 98V99H175ZM15 99V98H14ZM30 99V98H29ZM94 99V98H93ZM105 99V98H104ZM124 99V98H123ZM158 99V98H157ZM156 99V100H157ZM168 99V98H167ZM173 99V101H175ZM238 99V100H237ZM16 100V99H15ZM21 100V99H20ZM40 100V99H39ZM47 100V99H46ZM52 100V99H51ZM61 100H63V99H61ZM67 100V99H66ZM106 100V99H105ZM111 101H112V99H110ZM120 100H122V99H120ZM124 100H126V99H124ZM137 100V99H136ZM139 100V99H138ZM156 100H155V102H156ZM159 100H160V98H159ZM159 100H157L158 102H156L157 104H159L160 106H158V107H160L161 108V104H162V106L164 105L163 103H161L160 104V102L162 101H160L159 102ZM241 100H245L246 102H248V100H249V102H248V104L250 103V105H251V103L253 102L254 104H252L253 106H256V108L254 107V111H251V110H253V109H251L252 108V106L249 108V105L247 106V104L246 105H244V104H240V105H243L241 108H239V106H238V102L239 101H241ZM32 101V100H31ZM47 101H49V100H47ZM46 101V102H47ZM64 101V100H63ZM87 101V100H86ZM99 101V100H98ZM123 101V100H122ZM127 101V100H126ZM170 101H168V103L170 102ZM236 101V102H235ZM238 101V102H237ZM7 102V101H6ZM20 102V101H19ZM52 102V101H51ZM60 102H62V101H60ZM66 101H64V103H65ZM105 102H108V101H105ZM120 102V101H119ZM124 102V101H123ZM136 102V101H135ZM134 102V103H135ZM139 102V101H138ZM149 102V101H148ZM151 102V101H150ZM167 102V101H166ZM175 102V103H176ZM243 102V101H242ZM27 103V102H26ZM45 103V102H44ZM47 103H49V102H47ZM58 103V102H57ZM84 103V102H83ZM88 103V102H87ZM94 103V105H92V106H95V108H97V106H98V102H97V100L96 101H94L93 102ZM133 103V104H134ZM137 103V102H136ZM152 103V102H151ZM171 103V102H170ZM235 103L237 104V106L235 105ZM10 104V103H9ZM59 104V103H58ZM79 104V103H78ZM102 104V103H101ZM125 104V103H124ZM143 104V103H142ZM153 104V106H154V108H155V105L156 104H154V102L152 103ZM152 104H151V106H152ZM31 105V104H30ZM29 105V106H30ZM35 105V104H34ZM47 105V104H46ZM46 105H45V107H46ZM50 105V104H49ZM48 105V106H49ZM64 105V104H63ZM62 105V103H61V106H63ZM87 105V104H86ZM100 105V104H99ZM112 105V104H111ZM121 105V104H120ZM130 105V104H129ZM150 104H148V106H149ZM170 105V104H169ZM169 105H167V106H169ZM6 106V105H5ZM9 106V105H8ZM40 106H42L41 105V103H40ZM75 106H77V105H75ZM79 106V105H78ZM81 106V105H80ZM114 106V105H113ZM116 106V105H115ZM127 106V105H126ZM131 106V105H130ZM143 106V105H142ZM165 106H166V104H165ZM164 106V107H165ZM172 106V107H173ZM245 106H247V108H249V109H247V108H245ZM1 107V106H0ZM4 107V106H3ZM44 107V106H43ZM64 107V106H63ZM103 107V106H102ZM112 107V106H111ZM128 107V106H127ZM132 107V106H131ZM135 107H139V106H135ZM145 107V106H144ZM157 106H156V108H158ZM164 107H162L163 109H165L166 110V107L164 108ZM30 108V107H29ZM36 108V107H35ZM53 108V107H52ZM70 108V107H69ZM94 108V107H93ZM140 108V107H139ZM141 108H143V107H141ZM149 108H150V106H149ZM153 108V107H152ZM155 108V109H156ZM159 108V109H160ZM168 108V107H167ZM11 109V108H10ZM45 109V108H44ZM63 109V108H62ZM78 109H80V108H78ZM83 109V108H82ZM110 109H112V108H110ZM122 109V108H121ZM147 109V108H146ZM146 109H145V111H146ZM158 109V110H159ZM251 109V110H250ZM18 110H21V109H18ZM39 110V109H38ZM42 110V109H41ZM40 110V111H41ZM61 110V109H60ZM64 110V109H63ZM94 110V109H93ZM97 110V109H96ZM123 110V109H122ZM144 110V109H143ZM149 110V109H148ZM170 110V109H169ZM168 110V111H169ZM171 110H173V109H171ZM175 110V109H174ZM173 110V111H174ZM181 110V111H180ZM2 111V110H1ZM0 111V112H1ZM4 111H6V110H4ZM53 111V110H52ZM58 111V110H57ZM89 111V110H88ZM106 111H107V109H106ZM131 111H132V109H131ZM135 111H136V109H135ZM140 111V110H139ZM161 111V110H160ZM167 111V112H168ZM178 111V110H177ZM15 112V111H14ZM20 112V111H19ZM35 112V111H34ZM47 112V111H46ZM69 112V111H68ZM80 112V111H79ZM92 112V111H91ZM97 112V111H96ZM115 112V111H114ZM138 112V111H137ZM157 112H159V111H156L155 110V113H157ZM166 112V111H165ZM164 112V110H163V112H160V113H162V115L160 114V113H158V115L160 114V118H161V116H163V118L166 116L167 117V115L166 114H164L165 113ZM166 112V113H167ZM179 112H177V113H179ZM4 113V112H3ZM27 113H28V111H27ZM45 113V112H44ZM59 113V112H58ZM63 113V112H62ZM66 113V112H65ZM72 113V112H71ZM109 113V112H108ZM136 113V112H135ZM143 113V112H142ZM154 113V114H155ZM168 113H170V112H168ZM176 113V114H177ZM110 114V113H109ZM114 114V113H113ZM116 114H117V112H116ZM120 114V113H119ZM133 114V113H132ZM131 114V115H132ZM12 115V114H11ZM35 115V114H34ZM48 115V114H47ZM99 115V114H98ZM155 115H157V114H155ZM171 115H173V114H171ZM171 115H170V117H171ZM1 116H3V115H1ZM30 116V115H29ZM43 116H44V114H43ZM53 116H54V113H53ZM64 116V115H63ZM66 116H68V115H66ZM71 116V115H70ZM73 116V115H72ZM75 116V115H74ZM108 116V115H107ZM106 115H105V117H107ZM134 116V115H133ZM176 116V115H175ZM177 116H179L180 117V115H177ZM13 117V116H12ZM16 117H17V115H16ZM19 117V116H18ZM31 117V116H30ZM38 117V116H37ZM46 117V116H45ZM50 117V116H49ZM65 117V116H64ZM81 117H82V115H81ZM94 117V116H93ZM104 117V116H103ZM120 117V115L118 116V119H120L119 118ZM132 117V116H131ZM130 117V118H131ZM139 117H142L141 115L139 116ZM145 117H146V115H145ZM148 117H152V115L151 116H147V118ZM157 117V116H156ZM174 117V115L172 116V118ZM2 118V117H1ZM20 118V117H19ZM36 118V117H35ZM42 118V117H41ZM57 118V117H56ZM70 118V117H69ZM83 118V117H82ZM110 118V117H109ZM134 119H135V117H133ZM137 118H138V116L136 117V120H137ZM142 118H144V117H142ZM159 118V119H160ZM8 119V118H7ZM7 119H5V120H7ZM12 119V118H11ZM52 119V118H51ZM64 119V118H63ZM65 119H66V117H65ZM64 119V120H65ZM86 120H87V118H85ZM99 119V118H98ZM108 119V118H107ZM116 119V118H115ZM128 119V118H127ZM169 119V118H168ZM173 119H175V118H173ZM177 119V118H176ZM31 120V119H30ZM29 120V121H30ZM40 120V119H39ZM49 120V119H48ZM62 120V119H61ZM63 120V122H65ZM75 120V119H74ZM80 120V119H79ZM78 120V121H79ZM83 120V119H82ZM85 120V121H86ZM95 120V119H94ZM109 120V119H108ZM151 120V119H150ZM15 121V120H14ZM72 121V120H71ZM97 121V120H96ZM127 121V120H126ZM128 121H130V120H128ZM127 121V122H128ZM132 121V120H131ZM139 121V120H138ZM144 121V120H143ZM152 121H153V119H152ZM164 121V120H163ZM162 121V122H163ZM167 121V120H166ZM178 121V120H177ZM1 122V121H0ZM23 122V121H22ZM25 122V121H24ZM39 122V121H38ZM60 122V121H59ZM74 122H76V121H74ZM140 122H141V120H140ZM155 122V121H154ZM174 122V121H173ZM52 123H54V122H52ZM56 123V122H55ZM77 123H79V122H77ZM93 123V122H92ZM96 123V122H95ZM112 123V122H111ZM137 123V122H136ZM159 123H160V121H159ZM165 123H167V122H165ZM1 124H2V122H1ZM19 124V123H18ZM49 124V123H48ZM58 124V123H57ZM61 124V123H60ZM64 124V123H63ZM82 124H83V122H82ZM81 124V125H82ZM97 124V123H96ZM102 124V123H101ZM119 124V123H118ZM131 124V123H130ZM154 124V123H153ZM9 125V124H8ZM50 125V124H49ZM70 125V124H69ZM72 125V124H71ZM80 125V124H79ZM86 125V124H85ZM107 125V124H106ZM112 125V124H111ZM142 125V124H141ZM147 125V124H146ZM157 125V124H156ZM161 125V124H160ZM5 126H7V125H5ZM19 126V125H18ZM61 126V125H60ZM67 126V125H66ZM88 126V125H87ZM93 126V125H92ZM105 126V125H104ZM108 126V125H107ZM107 126H105L106 128H107ZM113 126V125H112ZM111 126V127H112ZM132 126V125H131ZM136 126V125H135ZM171 126H173V125H171ZM14 127V126H13ZM29 127H31V126H29ZM51 127H53V126H51ZM79 127V126H78ZM94 127V126H93ZM92 127V128H93ZM96 127V126H95ZM100 127V126H99ZM99 127H98V129H99ZM117 127V126H116ZM120 127V126H119ZM124 127V126H123ZM137 127H138V124H137ZM140 127V126H139ZM146 127H149L148 125L146 126ZM157 127V126H156ZM162 127V126H161ZM166 127H168V126H166ZM178 127V126H177ZM17 128V127H16ZM23 128V127H22ZM45 127H43V129H44ZM64 128V127H63ZM88 128V127H87ZM151 128V127H150ZM163 128V127H162ZM169 128V127H168ZM19 129V128H18ZM42 129V130H43ZM57 129H59V127L57 128ZM61 129V128H60ZM66 129V128H65ZM108 129H110V128H108ZM136 129V128H135ZM156 129V128H155ZM159 129V128H158ZM24 130V129H23ZM42 130H40V131H42ZM52 130H54V129H52ZM93 130V129H92ZM105 130H107V129H105ZM112 130V129H111ZM121 130V129H120ZM123 130V129H122ZM127 130V129H126ZM138 130V129H137ZM154 130V129H153ZM162 130V129H161ZM22 131V130H21ZM28 131V130H27ZM32 131V130H31ZM46 131V130H45ZM50 131H51V129H50ZM49 131V132H50ZM73 131V130H72ZM88 131H89V129H88ZM100 131V130H99ZM112 131H115V130H112ZM119 131V130H118ZM164 131V130H163ZM171 131V130H170ZM173 131H174V129H173ZM61 132H62V130H61ZM65 132V131H64ZM68 132V131H67ZM70 132V131H69ZM74 132H75V130H74ZM80 132V131H79ZM103 132V131H102ZM107 132H108V130H107ZM126 132V131H125ZM135 132V131H134ZM181 132V131H180ZM19 133V132H18ZM23 133V132H22ZM40 133V132H39ZM59 133V132H58ZM98 133V132H97ZM118 133H120V132H118ZM136 133V132H135ZM143 133V132H142ZM160 133V132H159ZM170 133V132H169ZM175 133V132H174ZM3 134V133H2ZM5 134V133H4ZM16 134H17V132H16ZM15 134V135H16ZM33 134V133H32ZM49 134V133H48ZM52 134V133H51ZM55 134V133H54ZM76 134V133H75ZM94 134H95V132H94ZM101 134V133H100ZM109 134H111V133H109ZM127 134V133H126ZM138 134V133H137ZM165 134V133H164ZM176 134V133H175ZM180 134V133H179ZM8 135V134H7ZM18 135V134H17ZM23 135V134H22ZM36 135V134H35ZM42 135V134H41ZM74 135V134H73ZM114 136H116L115 135V132H114V134H113ZM119 135H121V134H119ZM148 135H150V134H148ZM162 135V134H161ZM169 135V134H168ZM171 135H172V133H171ZM38 136V135H37ZM61 136V135H60ZM64 136V135H63ZM66 136V135H65ZM68 136H69V134H68ZM77 136V135H76ZM76 136H74V137H76ZM110 136V135H109ZM122 136H123V133H122ZM121 136V137H122ZM131 136V135H130ZM144 136V135H143ZM157 136V135H156ZM159 136V135H158ZM177 136V135H176ZM30 137V136H29ZM59 137V136H58ZM88 137H90V136H88ZM100 137V136H99ZM103 136H101V138H102ZM111 137H112V135H111ZM132 137H133V135H132ZM142 137V136H141ZM146 137V136H145ZM171 137V136H170ZM36 138V137H35ZM57 138V137H56ZM63 138V137H62ZM66 138V137H65ZM70 138H72V137H70ZM86 138V137H85ZM98 138V137H97ZM105 138V137H104ZM107 138V137H106ZM124 138H125V136H124ZM129 138H131V137H129ZM128 138V139H129ZM136 138V137H135ZM153 138V137H152ZM162 138V137H161ZM163 138H164V136H163ZM166 138H168V137H166ZM176 138V137H175ZM12 139V138H11ZM26 139H27V137H26ZM37 139V138H36ZM95 139V138H94ZM103 139V138H102ZM119 139V138H118ZM117 139V140H118ZM132 139V138H131ZM134 139V138H133ZM7 140V139H6ZM17 140V139H16ZM24 140V139H23ZM55 140V139H54ZM58 140V139H57ZM69 140V139H68ZM75 139H73V141H74ZM87 140V139H86ZM93 140V139H92ZM104 140V139H103ZM103 140H102V142H103ZM110 140V139H109ZM122 140V139H121ZM136 140V139H135ZM153 140V139H152ZM160 140V139H159ZM172 140V139H171ZM175 140V139H174ZM72 141V140H71ZM83 141V140H82ZM94 141H96V139L94 140ZM93 141V142H94ZM98 141V140H97ZM96 141V142H97ZM107 141V140H106ZM105 141V142H106ZM116 141V140H115ZM122 141H124V140H122ZM139 141V140H138ZM169 141V140H168ZM56 142V141H55ZM101 142V143H102ZM111 142V141H110ZM117 142V141H116ZM116 142H115V144H116ZM119 142V141H118ZM126 142H127V140H126ZM134 142V141H133ZM158 142V141H157ZM160 142H162V141H160ZM172 142V141H171ZM17 143V142H16ZM69 143H71V142H69ZM90 143V142H89ZM88 143V144H89ZM100 143V142H99ZM107 143V142H106ZM123 143V142H122ZM129 143V142H128ZM131 143V142H130ZM137 143V142H136ZM209 143V142H208ZM205 144L206 145V147H207V145H209V144ZM5 144V143H4ZM20 144V143H19ZM31 144V143H30ZM72 144V143H71ZM79 144V143H78ZM82 144V143H81ZM95 145H96V143H94ZM113 144V143H112ZM127 144V143H126ZM148 144V143H147ZM190 144H191V146H190ZM202 144V143H201ZM200 144V145H201ZM3 145V144H2ZM28 145V144H27ZM65 145H66V142H65ZM73 145V144H72ZM100 145V144H99ZM102 145V144H101ZM130 145V144H129ZM129 145L127 144V146L129 147ZM133 145H134V143H133ZM132 145V146H133ZM153 145V144H152ZM168 145H170V144H168ZM176 145V144H175ZM205 145H204V147H205ZM1 146V145H0ZM11 146V145H10ZM32 146V145H31ZM38 146V145H37ZM68 146V145H67ZM91 146V145H90ZM103 146V145H102ZM109 146V145H108ZM126 146V145H125ZM131 146V145H130ZM159 146H160V144H159ZM196 147H197V144L195 145ZM70 147V146H69ZM92 147H93V145H92ZM163 147H165V146H163ZM169 147V146H168ZM176 147H177V145H176ZM205 147V148H206ZM212 147V146H211ZM34 148V147H33ZM57 148V147H56ZM94 148V147H93ZM96 148V147H95ZM99 148V147H98ZM103 148H105L104 146H103ZM124 149H125V147H123ZM133 148V147H132ZM146 148V147H145ZM158 148V147H157ZM170 148L172 149V146H170ZM193 148H195V147H193ZM203 148V147H202ZM28 149V148H27ZM45 149V148H44ZM63 149V148H62ZM74 149V148H73ZM116 149V148H115ZM135 149V148H134ZM137 149V148H136ZM176 149V148H175ZM178 149V148H177ZM176 149V150H177ZM191 150V152H193V154L190 152V150ZM200 149V148H199ZM209 149V148H208ZM212 149H210V150H212ZM9 150V149H8ZM54 150H55V148H54ZM91 150H93V149H91ZM102 150V149H101ZM122 150V149H121ZM126 150V149H125ZM124 150V151H125ZM128 150V149H127ZM156 150V149H155ZM174 150V149H173ZM172 150V151H173ZM214 150V151H215ZM11 151V150H10ZM9 151V152H10ZM14 151V150H13ZM47 151V150H46ZM147 151V150H146ZM181 151V150H180ZM197 151V150H196ZM209 151V150H208ZM213 151V150H212ZM233 151V150H232ZM32 152V151H31ZM36 152V151H35ZM34 152V153H35ZM38 152V151H37ZM52 152H54V151H52ZM73 152V151H72ZM77 152V151H76ZM99 152V151H98ZM107 152H109V151H107ZM117 152V151H116ZM128 152V151H127ZM137 152V151H136ZM149 152V151H148ZM199 152H201V150L199 151ZM207 152V151H206ZM210 152V151H209ZM235 151H233V153H234ZM1 153V152H0ZM13 153V152H12ZM75 153V152H74ZM78 153V152H77ZM87 153H89V152H87ZM103 153V152H102ZM106 153V152H105ZM113 153H115V152H113ZM120 153H121V151H120ZM123 153V152H122ZM143 153V152H142ZM155 153V152H154ZM168 153V152H167ZM170 153V152H169ZM179 153V152H178ZM211 153V156L213 157V153L212 152H210ZM229 153H231V151L229 152ZM7 154V153H6ZM9 154V153H8ZM53 154V153H52ZM60 154V153H59ZM116 154V153H115ZM124 154V153H123ZM134 154V153H133ZM146 154V153H145ZM163 154V153H162ZM171 154H173V152L171 153ZM202 154V153H201ZM201 154H199V156L201 155ZM238 154V155H237ZM25 155V154H24ZM33 155H35V154H33ZM47 155V154H46ZM61 155V154H60ZM75 155V154H74ZM77 155V154H76ZM87 155V154H86ZM89 155V154H88ZM94 155V154H93ZM104 155V154H103ZM125 155V154H124ZM153 155V154H152ZM166 155V154H165ZM164 154H163V156H165ZM168 156H167V158L166 157H164L163 158V156H162V160H161V164L160 165H156L155 164V166H152V164H151V166L152 167H158V171L160 170L162 173H163V171L162 170H168L169 171V169H164L166 166H168V167H171V165H170V163L172 162V161H174V160H176V158L174 159L171 155H169V154H167ZM175 155V154H174ZM179 155V154H178ZM182 155H180V156H182ZM215 155V154H214ZM54 156V155H53ZM57 156V155H56ZM96 156V155H95ZM117 156V155H116ZM126 156H127V154H126ZM128 156H130V155H128ZM142 156H143V154H142ZM169 156H170V158H169ZM176 156V155H175ZM195 156V155H194ZM199 156H197L198 158H199ZM210 156V155H209ZM238 156V157H237ZM9 157V156H8ZM24 157V156H23ZM41 157H42V155H41ZM40 157V158H41ZM46 157V156H45ZM111 157V156H110ZM131 157V156H130ZM133 157H135V156H133ZM138 157V156H137ZM206 157V156H205ZM230 157V158H229ZM241 157V158H240ZM16 158V157H15ZM49 158V157H48ZM58 158V157H57ZM80 158V157H79ZM90 158V157H89ZM122 158V157H121ZM150 158V157H149ZM148 158V159H149ZM171 158H172V160H171ZM196 158V157H195ZM200 158H201V156H200ZM204 158V157H203ZM218 158V157H217ZM220 158V157H219ZM218 158V159H219ZM37 159H39V158H37ZM94 159V158H93ZM99 159V158H98ZM152 159V158H151ZM208 159H209V157H208ZM216 159V157H214V159L212 160V162H215V161H217V160H215ZM221 159V158H220ZM219 159V160H220ZM13 160V159H12ZM18 160V159H17ZM22 160H24V159H22ZM29 160V159H28ZM45 160V159H44ZM109 160V159H108ZM124 161H126V159H123ZM128 160V159H127ZM153 160H154V158H153ZM152 160V161H153ZM159 160V159H158ZM180 159H178L175 163L173 162V164H172V166L173 167H175V166H177V165H175V164H177V162H179L180 163V161H179ZM203 160L204 159H202V162H203ZM218 160V161H219ZM225 161L226 159H222V161ZM10 161V160H9ZM14 161H15V159H14ZM43 161V160H42ZM124 161H122V162H124ZM132 161V160H131ZM143 161V160H142ZM147 160H145V162H146ZM229 161V160H228ZM228 161H225V162H228ZM17 162V161H16ZM21 162V161H20ZM19 162V163H20ZM48 162V161H47ZM52 162V161H51ZM64 162V161H63ZM108 162V161H107ZM111 162V161H110ZM130 162V161H129ZM144 162V163H145ZM158 162V161H157ZM206 162V161H205ZM209 162V161H208ZM231 162V161H230ZM230 162H228L229 164H231ZM12 163V162H11ZM22 163V162H21ZM24 163V162H23ZM25 163H26V161H25ZM44 163V162H43ZM56 163V162H55ZM83 163V162H82ZM93 163V162H92ZM92 163H91V166H92ZM102 163V162H101ZM126 163H128L127 161H126ZM151 163V162H150ZM158 163H160V162H158ZM157 163V164H158ZM207 163V162H206ZM224 163V162H223ZM1 164V163H0ZM29 164V163H28ZM46 164V163H45ZM77 164V163H76ZM86 164V163H85ZM89 164V163H88ZM100 164V163H99ZM106 164V163H105ZM142 164H143V162H142ZM141 164V165H142ZM210 164H211V162H210ZM212 164H214V163H212ZM221 163L219 162V165H220ZM234 164V163H233ZM3 165H4V163H3ZM17 165V164H16ZM19 165V164H18ZM24 165H26V164H24ZM34 165V164H33ZM44 165V164H43ZM58 165V164H57ZM75 165V164H74ZM95 165H96V161H95ZM101 165V164H100ZM111 165V164H110ZM139 165V164H138ZM180 165V164H179ZM198 165V164H197ZM200 165H201V163H200ZM207 165H208V163H207ZM223 165V164H222ZM227 165V164H226ZM234 165H236V163L234 164ZM233 165V166H234ZM10 166V165H9ZM30 166V165H29ZM55 166H56V164H55ZM61 166V165H60ZM71 166V165H70ZM89 166V165H88ZM94 166V165H93ZM97 166V165H96ZM108 166V165H107ZM113 166V165H112ZM124 166V165H123ZM188 166V167H187ZM190 166H192V167H190ZM229 166V165H228ZM228 166H226V167H228ZM233 166H232V168L230 169V170H232L233 169ZM15 167V166H14ZM24 167V166H23ZM34 167V166H33ZM75 167V166H74ZM98 167V166H97ZM106 167V166H105ZM110 167V166H109ZM126 167V166H125ZM140 167V166H139ZM145 167H147V166H145ZM157 167L155 168L156 170H157ZM173 167H172V169H173ZM179 167H177V168H179ZM185 167H187V168H189V170L190 169H193L194 171L193 172H186L185 170H184V168ZM196 167H198L199 168V166H196ZM203 167V166H202ZM206 167V166H205ZM208 167V166H207ZM217 167H218V165H217ZM231 167V166H230ZM229 167V168H230ZM34 168H36V166L34 167ZM40 168V167H39ZM53 168V167H52ZM58 168H60L59 166H58ZM57 168V169H58ZM89 168V167H88ZM94 168H95V166H94ZM103 168V167H102ZM101 168V169H102ZM128 168V167H127ZM148 168H150V166L148 167ZM176 168V169H177ZM182 168H183V170L184 171H182ZM186 168V169H187ZM219 168H221V166L219 167ZM223 168V167H222ZM221 168V169H222ZM224 168H225V166H224ZM15 169V168H14ZM20 169V168H19ZM38 169V168H37ZM36 169V170H37ZM47 169V168H46ZM45 169V170H46ZM67 169V168H66ZM82 169V168H81ZM100 169V168H99ZM98 169V170H99ZM108 169V168H107ZM106 169V170H107ZM171 169V170H172ZM216 169V168H215ZM22 170V169H21ZM33 170V169H32ZM35 170V169H34ZM51 170V169H50ZM74 170V169H73ZM90 170V169H89ZM88 170V171H89ZM111 170V169H110ZM116 170V169H115ZM122 170V169H121ZM145 170V169H144ZM170 170V171H171ZM201 170V171H200ZM200 170L198 169L197 170V172L199 171V172H202V170L203 169H201L200 168ZM207 170V169H206ZM209 170V169H208ZM227 169H223V171H226ZM12 171V170H11ZM17 171V170H16ZM55 171V170H54ZM85 171V170H84ZM97 171V170H96ZM100 171V170H99ZM98 171V172H99ZM142 171H143V169H142ZM149 171V170H148ZM150 171H151V169H150ZM167 171V172H168ZM174 171V170H173ZM179 171V170H178ZM178 171L176 172V173H178ZM191 171V170H190ZM213 171H215V170H213ZM217 171V173H218V169L216 170ZM221 171V170H220ZM229 171V170H228ZM20 172H22V171H20ZM20 172H18V173H20ZM33 172V171H32ZM35 172V171H34ZM38 172V171H37ZM37 172H36V175H37ZM42 172V171H41ZM73 172H75V171H73ZM125 172L126 173H128L126 170H125ZM145 172V171H144ZM165 172V171H164ZM175 172V171H174ZM173 172V173H174ZM182 172H185V173H182ZM206 172V171H205ZM205 172H203L202 173V175H205ZM210 172V171H209ZM233 172H235V179L237 180L238 178H237V176H236V171H234V169H233ZM2 173H3V171H2ZM28 173V172H27ZM63 173V172H62ZM67 173H69V172H67ZM101 173V172H100ZM108 173V172H107ZM115 173V172H114ZM157 173V172H156ZM211 173V172H210ZM216 173V172H215ZM214 173V174H215ZM5 174V173H4ZM3 174V175H4ZM14 174V173H13ZM23 174V173H22ZM71 174V173H70ZM82 174V173H81ZM97 174V173H96ZM113 174V173H112ZM153 173H151L150 174V176L152 175ZM167 174H169V173H167ZM179 174H178V176H179ZM184 174V175H183ZM213 174V173H212ZM228 174H229V172H228ZM237 174V175H238ZM29 175V174H28ZM33 175V174H32ZM31 175V176H32ZM55 175V174H54ZM110 175V174H109ZM162 175L163 174H161V177H162ZM174 175H176V174H174ZM194 175V176H193ZM207 175H209L208 173H207ZM211 175V174H210ZM229 175H231V174H229ZM233 175V174H232ZM0 176H1V174H0ZM20 176V175H19ZM30 176V177H31ZM42 176V175H41ZM45 176V175H44ZM64 176H66V175H64ZM76 176V175H75ZM94 176V175H93ZM125 176H127V175H125ZM145 176V175H144ZM160 176V175H159ZM167 176H169V175H167ZM185 176H184V181L186 182V178H185ZM188 176V175H187ZM186 176V177H187ZM225 176V175H224ZM227 176V175H226ZM27 177V176H26ZM68 177V176H67ZM78 177V176H77ZM108 177V176H107ZM118 177V176H117ZM138 177H139V175H138ZM143 177V176H142ZM149 177V176H148ZM155 177V176H154ZM189 177V176H188ZM195 179H194V178ZM206 177V176H205ZM205 177H203V178H205ZM208 177V176H207ZM210 177V176H209ZM208 177V182L210 181V178ZM213 177V176H212ZM229 176H227V178H228ZM231 178H232V176H230ZM229 177V178H230ZM3 178V177H2ZM22 178V177H21ZM66 178V177H65ZM90 178V177H89ZM105 178V177H104ZM123 178V177H122ZM127 178V177H126ZM133 178V177H132ZM136 178V177H135ZM151 178V177H150ZM163 178V177H162ZM179 178V177H178ZM224 178V177H223ZM27 179V178H26ZM30 179V178H29ZM31 179H32V177H31ZM48 179V178H47ZM51 179V178H50ZM53 179V178H52ZM75 179H76V177H75ZM101 179V178H100ZM118 179V178H117ZM129 179V178H128ZM141 179V178H140ZM145 179V178H144ZM152 179V178H151ZM161 179V178H160ZM173 178H171V180H172ZM206 179V178H205ZM233 179V178H232ZM7 180V179H6ZM13 180V179H12ZM11 180V181H12ZM15 180V179H14ZM25 180V179H24ZM33 180V179H32ZM35 180V179H34ZM39 180V179H38ZM38 180H37V183L35 182V183H33V184H35V186L33 185L32 187H35V188H37L36 186H38L37 184H38ZM109 180V179H108ZM138 180V179H137ZM148 180V179H147ZM155 180V182L157 181L156 179H154ZM163 179H161V180H159V181H157V182H161ZM179 180V179H178ZM181 180H179V181H177V183H175V181L173 180V182L175 183V186H177L176 184H179V183H181ZM198 180V179H197ZM197 180H195V181H197ZM204 180V179H203ZM231 180V179H230ZM2 179H1V177H0V194H1V196H0V198L2 197V199L3 198H6V200H7V202L5 201V202H3V203H0V216H2V217H4V218H7V217H13V216H15V218H17L16 216H19L18 214L20 213V216L21 215H23L24 213L23 212H25L26 210L28 211V209L30 208L31 209V207H33L32 209H34V207L36 208V207H39V204H40V206H42V203L45 201V199H48V198H46V196H44V195H42V194H46V193H43V191L45 192V189L44 188H46V187H44V184H43V181H42V186L44 187H42L43 189H41L39 186H38V189L36 190L35 188V190H34V193L31 195L30 193H32V192H30L33 188L31 187V190L29 189V191L28 192H26L24 189H23V191H22V189H18L17 188V191H15V189L13 190L12 189V187H9V186H7L6 187V185L4 186L3 184L5 183H2ZM9 181V180H8ZM26 181V180H25ZM41 180H39V182H40ZM68 181V180H67ZM75 181H78V180H75ZM83 181V180H82ZM99 181V180H98ZM133 181V180H132ZM135 181V180H134ZM164 181V180H163ZM162 181V182H163ZM189 181H187V182H189ZM203 182L202 181V179H199V182ZM206 181H207V179L204 181L205 183L203 184V183H201V184H203V185H205L206 186V184L208 183H206ZM217 181V180H216ZM7 182V181H6ZM10 182V181H9ZM23 182V181H22ZM29 182V181H28ZM129 182V181H128ZM135 182H140V180H138V181H135ZM141 182H142V180H141ZM140 182V183H141ZM154 182V181H153ZM156 182V183H157ZM157 183V185L156 184H154V183H152L153 185H155L154 187L156 188L155 190H157V192H159L160 194H158V195H161V197L162 198H164V199H167V198H165V197H167V196H171V195H174V193H175V190L176 189H174L175 188V186H174V184H172V181H171V185H173L172 187H173V190H172V187L170 186V183L168 184V182L166 183L165 181H164V183ZM170 182V181H169ZM179 182V183H178ZM186 182V183H187ZM190 182H189V184H190ZM191 182V184H193ZM16 183H18V182H16ZM24 183H26V182H24ZM31 183V182H30ZM132 183V182H131ZM139 183V184H140ZM185 183V184H186ZM196 183H198V181L196 182ZM193 184V187H194V189L193 190H195L196 188H195V186L197 185V184ZM219 183V182H218ZM224 183V182H223ZM226 183V182H225ZM239 183V182H238ZM237 183V184H238ZM11 184V183H10ZM104 184V182L102 183V185ZM106 184H108V183H106ZM115 184V183H114ZM113 184V185H114ZM138 183H137V185H139ZM143 184H144V182H143ZM183 182H182V184H180L179 185V187H178V189H177V192L178 191H180V192H183V191H181V189L183 188L182 186H183ZM188 184V185H189ZM199 184V183H198ZM220 184V183H219ZM222 184V183H221ZM220 184V185H221ZM27 185V184H26ZM39 185H41V182L39 183ZM46 185V184H45ZM50 185V184H49ZM52 185V184H51ZM57 185V184H56ZM77 185V184H76ZM87 185V184H86ZM100 185V184H99ZM101 185V186H102ZM109 185V184H108ZM124 185V184H123ZM182 185V186H181ZM195 185V186H194ZM202 185V186H203ZM209 185V184H208ZM239 185V186H240ZM60 186V185H59ZM69 186V185H68ZM105 186V185H104ZM126 186H128V185H126ZM125 186V187H126ZM201 186V187H202ZM217 186V185H216ZM233 186V185H232ZM14 187V186H13ZM29 187V186H28ZM83 187V186H82ZM140 186H138V187H136V188H139ZM182 187V188H181ZM190 187V186H189ZM199 187H200V185H199ZM199 187H197V188H199ZM234 187V186H233ZM16 188V187H15ZM30 188V187H29ZM56 188V187H55ZM92 188H94V187H92ZM100 188V187H99ZM122 188V187H121ZM143 188V187H142ZM147 188V187H146ZM150 188V187H149ZM177 188V187H176ZM181 188V189H180ZM185 188V187H184ZM203 188V187H202ZM202 188H200V189H202ZM216 188V187H215ZM227 188V187H226ZM229 188V187H228ZM236 188V187H235ZM240 188V190H242ZM62 189V188H61ZM65 189V188H64ZM86 189V188H85ZM95 189V188H94ZM106 189V188H105ZM127 189V188H126ZM188 189V188H187ZM205 189V188H204ZM204 189H202V191L200 192V191H198L199 189H197L196 191L197 192H199L200 194L201 193H203V191H204ZM207 190L209 189V187H207L206 188ZM232 189V188H231ZM237 189V188H236ZM43 190V191H42ZM47 190V189H46ZM102 190H103V188H102ZM102 190H97V191H102ZM124 190V189H123ZM147 189H145L144 190V188H143V190H142V192H143V198H144V200L148 203L149 201H151L152 202V198L154 199V198H156V195H154L155 197H153V196H151L150 194H148L147 192H145ZM184 190H186V189H184ZM210 190V189H209ZM238 190V189H237ZM25 191V192H24ZM48 191V190H47ZM56 191V190H55ZM76 191V190H75ZM140 191H141V187H140ZM148 191V190H147ZM154 191V190H153ZM190 191V190H189ZM206 191V190H205ZM211 191V190H210ZM213 191V190H212ZM235 191V190H234ZM30 192V193H29ZM52 192V191H51ZM51 192H50V194H51ZM109 191H107V193H108ZM113 192V191H112ZM116 192V191H115ZM119 192V191H118ZM128 192H130V191H128ZM141 192V193H142ZM149 192V191H148ZM151 192V191H150ZM172 192H173V194H172ZM176 192V193H177ZM180 192H179V194H180ZM185 192V191H184ZM183 192V193H184ZM222 192V191H221ZM242 192V191H241ZM244 192V193H245ZM27 193V194H26ZM30 195H29V194ZM42 193V194H41ZM48 193V192H47ZM77 193V192H76ZM84 193V192H83ZM87 193V192H86ZM90 193V192H89ZM99 193V192H98ZM111 193V192H110ZM122 193H123V191H122ZM127 193V192H126ZM183 193L181 194V196L183 195ZM188 193V192H187ZM196 193V192H195ZM207 193H208V195H209V197L211 196L210 194H209V192L207 191ZM206 193V194H207ZM213 193V192H212ZM214 193H216V192H214ZM213 193V194H214ZM239 193V192H238ZM49 194V193H48ZM60 194V193H59ZM58 194V195H59ZM73 194V193H72ZM72 194H71V196H72ZM92 194V193H91ZM102 194V193H101ZM112 194V193H111ZM124 194V193H123ZM134 194V193H133ZM154 194V193H153ZM155 194H157V193H155ZM185 194V193H184ZM235 194V193H234ZM241 194V193H240ZM28 195V196H27ZM41 197H40V196ZM53 195V194H52ZM68 195V194H67ZM76 195V194H75ZM119 195V194H118ZM141 195V196H142ZM176 196L178 195V193L177 194H175ZM174 195V196H175ZM191 195V194H190ZM203 195H205V194H202V196L201 197H203ZM43 196H44V198H43ZM103 196H105V195H103ZM107 196V195H106ZM133 196V195H132ZM137 196V195H136ZM175 196V197H176ZM180 196V195H179ZM195 196V195H194ZM206 196V195H205ZM213 196V195H212ZM211 196V197H212ZM229 196V195H228ZM249 196V195H248ZM249 196V198H251ZM39 197V198H38ZM67 198H68V196H66ZM78 197V196H77ZM116 197V196H115ZM123 197V196H122ZM138 197H139V195H138ZM175 197H172L173 199L175 198ZM183 198H185L184 197V195L182 196ZM193 197V196H192ZM199 197V196H198ZM206 197H208V196H206ZM236 197V196H235ZM243 197V196H242ZM8 198V199H7ZM40 198H42V199H40ZM73 198V197H72ZM85 198V197H84ZM87 198V197H86ZM90 198V197H89ZM93 198V197H92ZM100 198V197H99ZM124 198V197H123ZM160 198V197H159ZM171 197L169 198V199H172ZM180 198V197H179ZM182 198V199H183ZM217 198V197H216ZM215 198V199H216ZM221 198V197H220ZM255 198H253V200L255 199ZM49 199H50V197H49ZM57 199V198H56ZM69 199V198H68ZM88 199V198H87ZM91 199V198H90ZM104 199H105V197H104ZM103 199V200H104ZM158 199V198H157ZM161 199V198H160ZM173 199H172V201H173ZM176 199V198H175ZM174 199V200H175ZM194 199V198H193ZM193 199H191L192 201H194ZM230 199V198H229ZM235 199V198H234ZM240 199V198H239ZM248 199V198H247ZM247 199H246V201H247ZM257 199H255V201L257 200ZM38 200H40V202L41 201H43V202H41V203H39L38 202ZM64 200V199H63ZM77 200V199H76ZM83 200V199H82ZM81 200V201H82ZM100 200H102V199H100ZM110 200H112V199H110ZM109 200V201H110ZM124 200V199H123ZM143 200V201H144ZM159 200V199H158ZM168 200V199H167ZM186 200V199H185ZM200 200V199H199ZM224 200V199H223ZM245 200V199H244ZM262 200V201H263ZM48 200H46L45 201V203L47 202ZM50 201H52V199L50 200ZM49 201V202H50ZM87 201V200H86ZM96 201V200H95ZM99 201V200H98ZM115 201V200H114ZM113 201V202H114ZM156 201V200H155ZM212 201V200H211ZM214 201V200H213ZM212 201V202H213ZM228 201H231L232 202V199H230V200H228ZM251 201V200H250ZM261 201V202H262ZM49 202L47 203V204H49ZM53 202V201H52ZM56 202V201H55ZM63 202V201H62ZM70 202V201H69ZM103 202V201H102ZM131 202V201H130ZM164 202H165V200H164ZM168 202H171V200L170 201H168ZM184 202H186V201H184ZM191 202V201H190ZM197 202V203H196ZM196 202L194 201V204H192V202H191V204L190 205H187V207H188V210H186L187 211V213H188V219H187V221L189 222L188 223V225L190 224V226L188 227L189 228V232L190 231H192L194 234H192V236H191V234H189V233H187L186 231H185V234L187 235H185L184 237L186 238H188V236L190 235V237H193V238H188V239H190V241L188 240V242H187V238H186V240H182L183 238H182V236L180 235V233H182L181 231L179 232V230H178V232H177V230L175 231L173 228H171L172 230H173V232H171V230H170V228L168 229V231H170V233H174V234H179L178 236H179V238L178 239H181L182 241H184V242H187V244H186V246L188 245V247H186L185 245H184V243H183V247H184V253L182 252V248L180 249L181 251L180 252H177V250H178V248H177V246H178V244H179V246L181 247V245H180V242L177 244L176 243V241H178V239L175 241L174 239H173V236H172V239L170 238V236H171V234L167 231V228L168 227H164V228H166L165 229V231H167L168 232V234H170V235H166L165 234V236H167V237H165L166 238V240L165 241H167L168 242V245H166L167 243L164 241V244L166 245L165 246V248L167 249V252H171L172 254L174 253V251H176L177 253H180L181 254V252H182V254L181 255H183V254H185L186 253V255H187V253H188V257H192V258H194V259H196V260H199L201 263H203V264H264V260L263 259H261L260 257L261 256H263V258H264V243H263V241H259L258 239H254L253 240V238H255L256 236V234H257V231H258V229L256 230V227L257 228H259V224L258 223H260L262 220H260V219H258V218H256V219H253L252 217L253 216H251V213L249 214L247 211H245L246 209H244L245 208V206H243V205H241V200H240V202L238 201V203H235V205H236V209L233 211H227V210H229L228 208H227V210H225V208H222L223 206H221V205H219L217 202H216V204H215V201H214V204H212V203H210V198H209V200H208V202H206L207 204H204V201L201 203L200 201L198 202V200H196ZM220 202V201H219ZM244 202V201H243ZM256 202H260V200L258 199V201H256ZM255 202V203H256ZM264 202V201H263ZM262 202V203H263ZM67 203V202H66ZM86 203V202H85ZM93 203V202H92ZM111 203V202H110ZM145 203V202H144ZM155 203V205H156V202H154ZM153 203V204H154ZM179 203V202H178ZM198 203L200 204H202V206L201 207H203V208H201L200 207V205H198ZM222 203V202H221ZM246 203V202H245ZM252 203H253V201H252ZM254 203V204H255ZM261 203V204H262ZM61 204V203H60ZM64 204V203H63ZM62 204V205H63ZM69 204V203H68ZM115 203H113V205H114ZM117 204H118V202H117ZM149 204H151L150 202H149ZM158 204H159V201H158ZM165 204V203H164ZM187 204V203H186ZM204 204V205H203ZM212 204V205H211ZM248 204V203H247ZM78 205V204H77ZM98 205V204H97ZM104 205V204H103ZM134 205H135V203H134ZM147 205V204H146ZM176 205H177V203H176ZM230 205V204H229ZM258 205V204H257ZM45 206V204L43 205V207ZM46 206H48V205H46ZM65 206V205H64ZM93 206V205H92ZM110 206V205H109ZM148 206V205H147ZM183 206H184V204H183ZM252 206V205H251ZM260 206V205H259ZM262 206H263V204H262ZM55 207V206H54ZM57 207V206H56ZM78 207V206H77ZM86 207V206H85ZM96 207V206H95ZM122 207H123V205H122ZM143 207V206H142ZM149 207H151V206H149ZM157 207V206H156ZM171 207V206H170ZM244 207V208H243ZM247 207V206H246ZM53 208V207H52ZM63 208V207H62ZM79 208H81V207H79ZM92 208V207H91ZM100 208V207H99ZM105 208H107V207H105ZM104 208V209H105ZM118 208V207H117ZM130 208V207H129ZM136 208V207H135ZM166 208V207H165ZM178 208V207H177ZM57 209V208H56ZM55 209V210H56ZM115 209V208H114ZM145 209V208H144ZM148 208H146V210H147ZM150 209V208H149ZM172 209V208H171ZM260 209V208H259ZM37 210V209H36ZM72 210V209H71ZM89 210V209H88ZM101 210V209H100ZM124 210V209H123ZM158 210V209H157ZM165 210V209H164ZM175 210V209H174ZM182 210V209H181ZM253 210H256V211H259V210H257V209H253ZM261 210H263V209H261ZM69 211V210H68ZM121 211V210H120ZM127 211V210H126ZM136 211V210H135ZM150 211V210H149ZM153 211V210H152ZM186 211L184 212V213H186ZM245 211V212H244ZM250 211H251V209H250ZM42 212V211H41ZM67 212V211H66ZM95 211H93V213H94ZM129 212V211H128ZM155 212V211H154ZM153 212V213H154ZM165 212V211H164ZM177 212H178V210H177ZM262 212V211H261ZM260 212V213H261ZM23 213V214H22ZM26 214H28V215H31V214H29V211H28V213L27 212H25ZM31 213V212H30ZM37 213V212H36ZM255 213V212H254ZM62 214V213H61ZM85 214V213H84ZM91 214V213H90ZM96 214V213H95ZM106 214H107V212H106ZM120 214V213H119ZM128 214V213H127ZM141 214V213H140ZM146 214V213H145ZM165 214V213H164ZM164 214H162V215H164ZM178 214V213H177ZM179 214H180V212H179ZM255 214H257V213H255ZM258 214H259V212H258ZM262 214V213H261ZM33 215V214H32ZM45 215H46V213H45ZM51 215V214H50ZM54 215V214H53ZM124 215V214H123ZM138 215V214H137ZM149 215V214H148ZM168 215H169V213H168ZM176 215V214H175ZM182 215V214H181ZM254 215V214H253ZM27 216V215H26ZM48 216H49V214H48ZM62 216V215H61ZM96 216V215H95ZM99 216H102V215H99ZM115 216V215H114ZM144 216H146V215H144ZM150 216V215H149ZM176 216H178V215H176ZM186 216V215H185ZM255 217H257L256 215H254ZM47 216H45V218H46ZM113 217V216H112ZM132 217V216H131ZM169 217V216H168ZM167 217V218H168ZM172 217V216H171ZM254 217V218H255ZM262 217H263V214H262ZM29 218V217H28ZM39 218V217H38ZM37 218V219H38ZM91 218V217H90ZM130 218V217H129ZM170 218V217H169ZM173 218H175V216H173ZM173 218H171V219H173ZM186 218V217H185ZM12 219H14V218H12ZM33 219H34V217H33ZM44 219V218H43ZM55 219V218H54ZM69 219V218H68ZM114 219V218H113ZM140 219V218H139ZM162 219V218H161ZM164 219V218H163ZM182 219H183V217H182ZM181 219V220H182ZM4 220V219H3ZM39 220V219H38ZM42 220V219H41ZM59 220V219H58ZM74 220V219H73ZM73 220H72V222H73ZM103 220V219H102ZM126 220V219H125ZM143 220V219H142ZM180 220V221H181ZM258 220H259V222H258ZM2 221V220H1ZM34 221V220H33ZM47 220H45V222H46ZM80 221V220H79ZM88 221V220H87ZM148 221V220H147ZM160 221V220H159ZM179 221V222H180ZM183 221V220H182ZM29 222H31V221H29ZM36 222V221H35ZM68 222V221H67ZM110 222V221H109ZM124 222V221H123ZM130 222V221H129ZM146 222V221H145ZM158 222V221H157ZM156 222V223H157ZM174 223H176L177 225H178V221H173ZM264 222V221H263ZM7 223V222H6ZM28 223V222H27ZM42 223V222H41ZM53 223V222H52ZM59 223V222H58ZM57 223V224H58ZM75 223V222H74ZM132 223V222H131ZM138 223V222H137ZM170 223V222H169ZM14 224V223H13ZM16 224V223H15ZM20 224V223H19ZM39 224V223H38ZM48 223H46V225H47ZM54 225H56L55 223H53ZM60 224V223H59ZM65 224V223H64ZM99 224V223H98ZM97 224V225H98ZM106 224V223H105ZM116 224V223H115ZM123 224V223H122ZM148 224V223H147ZM176 224H174L173 225V223H172V225H171V227H174V228H176ZM181 224V223H180ZM186 224V223H185ZM26 225V224H25ZM40 225V224H39ZM43 225H44V223H43ZM42 225V227L40 228L39 226H37L38 227V229L40 228V230H42V228H45V229H43L42 231H40V230H37V227H36V229H34L33 230V232L34 233H32V236H30L31 235V232H30V234H26L25 236H28L30 239H28V237H26L27 239H28V242H26V243H28V249H29V252L26 254L27 255V257H28V259H29V262H28V264H76V262H75V255H74V251H73V249H72V243H70V240L68 241V240H66V238H64L63 239V234L65 235V233H60L59 231L62 229V228H60V226H58L59 228H60V230L58 231L57 229H55L54 228V225H53V227H52V225H51V227L50 228H53V229H51L50 231H51V233H53L52 235H54V232H53V230L55 229L56 230V233H57V231H58V235H56V233H55V236H53V237H51L52 235H51V233H49L48 231H49V229H47L48 227V225L45 227V225L43 226ZM114 224H112V226H113ZM126 225H127V223H126ZM162 225H164V223L162 224ZM204 226V228L203 229H205V230H207L208 232H209V234L211 235L210 237H211V239L209 240V239H207V235H205L206 233H207V231H204V232H206V233H204L203 235H205V238H204V236L203 235H198V236H200L198 239H200L199 240V242H198V239H197V233H199L200 234V232H197L196 234H195V231H193V229L194 230H196L197 231V229H198V226H199V229H201L200 227L201 226ZM260 225H261V223H260ZM2 226V225H1ZM4 226V225H3ZM10 226V225H9ZM18 226V225H17ZM21 226H22V224H21ZM49 226H50V224H49ZM68 226V225H67ZM74 226V225H73ZM85 226H86V222H85ZM136 226V225H135ZM151 226V225H150ZM159 226V225H158ZM166 226V225H165ZM186 226V225H185ZM11 227H12V225H11ZM23 227V226H22ZM34 227H35V225H34ZM111 227V226H110ZM123 227V226H122ZM170 227V226H169ZM179 227H181V226H179ZM179 227H177V228H179ZM261 227V226H260ZM4 228V227H3ZM20 228V227H19ZM33 228V227H32ZM132 228V227H131ZM158 228V227H157ZM163 228V227H162ZM164 228H163V230H164ZM182 228V227H181ZM195 228H197V229H195ZM47 229V230H46ZM67 229V228H66ZM83 229V228H82ZM97 229H99V228H97ZM115 229V228H114ZM121 229V228H120ZM128 229V228H127ZM160 229V228H159ZM259 229H261V228H259ZM45 230H46V232H45ZM54 230V231H55ZM64 230V229H63ZM106 230V229H105ZM113 230V229H112ZM137 230V229H136ZM152 230V229H151ZM185 230H187V229H185ZM11 231V230H10ZM66 231V230H65ZM64 231V232H65ZM80 231V230H79ZM98 231V230H97ZM138 231V230H137ZM146 231V230H145ZM144 231V232H145ZM158 231V230H157ZM160 231V230H159ZM200 231V230H199ZM1 232V231H0ZM20 232H22V231H20ZM26 232V231H25ZM29 232V231H28ZM68 232V231H67ZM75 232V231H74ZM109 232V231H108ZM139 232H140V230H139ZM192 232H190V233H192ZM259 232H261V231H259ZM258 232V233H259ZM19 233V232H18ZM18 233L16 234V235H18ZM27 233V232H26ZM49 233V234H48ZM77 233V232H76ZM82 233V232H81ZM112 233V232H111ZM114 233V232H113ZM124 233V232H123ZM160 233V232H159ZM166 233V232H165ZM202 233V232H201ZM264 233V232H263ZM25 234V233H24ZM48 234V235H47ZM75 234V233H74ZM78 234V233H77ZM106 234V233H105ZM126 234V233H125ZM145 234V233H144ZM162 234V233H161ZM3 235V234H2ZM11 235V234H10ZM50 235V236H49ZM69 235H70V233H69ZM89 235V234H88ZM87 235V236H88ZM96 235V234H95ZM101 235V234H100ZM157 235V234H156ZM164 235V234H163ZM163 235H161V236H163ZM182 235H183V233H182ZM259 235V234H258ZM258 235H257V238H258ZM24 236V235H23ZM72 236V235H71ZM76 237H78L77 235H75ZM138 236V235H137ZM207 236V237H206ZM262 236H264V235H262ZM13 237V236H12ZM66 237V236H65ZM75 237V238H76ZM107 237V236H106ZM153 237V236H152ZM156 237V236H155ZM175 237H177V235L175 236ZM174 237V238H175ZM26 238H24V241H25V239ZM53 238V239H52ZM67 238H69V237H67ZM78 238H80V237H78ZM89 238V237H88ZM105 238V237H104ZM141 238H142V236H141ZM162 238V237H161ZM264 238V237H263ZM1 239H2V237H1ZM10 239V238H9ZM19 239V238H18ZM18 239H16V240H18ZM94 239V238H93ZM122 239V238H121ZM127 239V238H126ZM158 239H160V238H158ZM176 239V238H175ZM195 239H196V242H195ZM207 239V240H206ZM22 240V239H21ZM55 240V241H54ZM65 240V241H64ZM86 240V239H85ZM105 240V239H104ZM144 240H145V238H144ZM149 240V239H148ZM151 240V239H150ZM156 240V239H155ZM175 241V243L173 244V242ZM252 240V241H251ZM255 240H258V241H255ZM50 241H52V242H50ZM66 241H68V243L72 246H70ZM75 241V240H74ZM109 241V240H108ZM251 241V242H250ZM255 243H254V242ZM18 242V241H17ZM21 242V241H20ZM19 242V243H20ZM52 243L53 244V242H56V244L54 245V246H56V250H55V247H54V249H53V251H52V248H50V247H52V245H48L47 246V248H48V250H50L49 252H46V251H44L45 250V247H46V244L47 243ZM72 242V241H71ZM121 242V241H120ZM119 242V243H120ZM126 242V241H125ZM152 242V241H151ZM154 242H156V241H154ZM159 242V241H158ZM253 242V243H252ZM76 243V242H75ZM85 243V242H84ZM88 243H90V242H88ZM98 243V242H97ZM100 243H102V242H100ZM108 243V242H107ZM117 243V242H116ZM146 243V242H145ZM78 244H80V243H78ZM109 244V243H108ZM141 244V243H140ZM176 244V245H175ZM13 245V244H12ZM24 245V244H23ZM26 245V244H25ZM83 245V244H82ZM87 245V244H86ZM104 245V244H103ZM118 245V244H117ZM130 245V244H129ZM128 245V246H129ZM173 245H174V247H173ZM19 246H22V245H19ZM45 246V247H44ZM76 246H78V245H76ZM76 246H74L73 248L74 249H76ZM93 246V245H92ZM124 246V245H123ZM139 246V245H138ZM141 246V245H140ZM143 246V245H142ZM148 246V245H147ZM161 246V245H160ZM164 246V245H163ZM168 246L169 247H173V248H175L174 249V251L172 252V248H168ZM178 246V247H179ZM18 247V246H17ZM127 247V246H126ZM144 247V246H143ZM159 247V246H158ZM162 247V246H161ZM161 247H160V249H161ZM179 247V248H180ZM186 247V248H185ZM9 248H12V246L11 245H6V242H5V245H3L2 243L0 244V255H1V257L3 258V260H4V263H5V261H7V260H5V257H6V255L7 256H9V254L12 252V251H14L15 250V252H16V250H17V248L15 247V249H12V251H11V249H9ZM19 248H21V247H19ZM47 248H46V250H47ZM50 248V249H49ZM81 248V247H80ZM128 248V247H127ZM25 249H26V247H25ZM83 249V248H82ZM81 249V250H82ZM96 249V248H95ZM94 249V250H95ZM112 249V248H111ZM168 249L169 250H171V251H168ZM187 249V251L185 252V250ZM11 252H10V251ZM21 249H19V251H20ZM77 250V249H76ZM90 251H91V249H89ZM165 250V249H164ZM80 251V250H79ZM78 251V252H79ZM96 251H98V250H96ZM109 251V250H108ZM135 251V250H134ZM143 251V250H142ZM151 251V250H150ZM9 252V253H8ZM18 252V251H17ZM22 252V251H21ZM24 252V251H23ZM95 252V251H94ZM122 252H123V250H122ZM139 252H141V251H139ZM144 252V251H143ZM13 253V252H12ZM80 253V252H79ZM125 253V252H124ZM132 253V252H131ZM131 253L129 254V255H131ZM157 253V252H156ZM161 253V252H160ZM101 254V253H100ZM106 254H107V252H106ZM137 254H138V252H137ZM155 254V253H154ZM159 254V253H158ZM176 254V253H175ZM45 256V258L47 259V260H45L46 261V263H43V259H42V256ZM78 255V254H77ZM90 255V254H89ZM97 255V254H96ZM112 255V254H111ZM134 255V254H133ZM146 255V254H145ZM156 255V254H155ZM163 255V254H162ZM169 255H170V253H169ZM178 255V254H177ZM180 255V256H181ZM185 255V256H186ZM43 256V257H44ZM79 256V255H78ZM82 256V255H81ZM85 256V255H84ZM132 256V255H131ZM184 255H183V257H185ZM259 256V257H258ZM14 257V256H13ZM18 257V256H17ZM89 257V256H88ZM120 257V256H119ZM140 257V256H139ZM153 257H155V256H153ZM157 257V256H156ZM155 257V258H156ZM159 257V256H158ZM169 257V256H168ZM167 257V258H168ZM176 257V256H175ZM1 258V259H2ZM11 258V257H10ZM22 258V257H21ZM24 258V257H23ZM26 258V257H25ZM77 258V257H76ZM84 258H86V257H84ZM161 258V257H160ZM164 258V257H163ZM166 258V259H167ZM189 258V259H190ZM6 259H8V258H6ZM110 259V258H109ZM138 259V258H137ZM140 259V258H139ZM142 259V258H141ZM158 259V258H157ZM170 259V258H169ZM184 259V258H183ZM18 260V259H17ZM79 260V259H78ZM82 260H84V259H82ZM92 260V259H91ZM105 260V259H104ZM119 260H121V259H119ZM127 260V259H126ZM156 260V259H155ZM160 260V259H159ZM158 260V261H159ZM177 260H179V258L177 259ZM187 260V259H186ZM195 260V261H196ZM16 261V260H15ZM21 261V260H20ZM102 261V260H101ZM108 261V260H107ZM136 261V260H135ZM142 261V260H141ZM146 261V260H145ZM144 261V262H145ZM157 261V260H156ZM179 261H181V260H179ZM148 262V261H147ZM165 262H167V261H165ZM176 262V261H175ZM178 262V261H177ZM177 262H176V264H177ZM199 262V263H200ZM8 263V262H7ZM83 263V262H82ZM132 263V262H131ZM140 263V262H139ZM141 263H143V262H141ZM140 263V264H141ZM160 263H162L161 261H160ZM159 263V264H160ZM169 263H170V261H169ZM168 263V264H169ZM197 263V262H196ZM1 264V263H0ZM22 264V263H21ZM81 264V263H80ZM86 264V263H85ZM96 264V263H95ZM117 264V263H116ZM127 264V263H126ZM150 264V263H149ZM155 264V263H154ZM195 264V263H194Z\"/></svg>",
  "mask_w": 264,
  "mask_h": 264
}]
</instances>
